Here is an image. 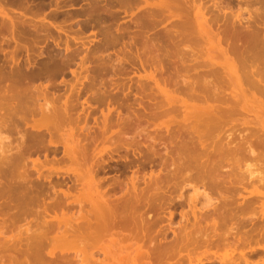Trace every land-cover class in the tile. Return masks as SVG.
<instances>
[{"label":"rangeland","instance_id":"374dc122","mask_svg":"<svg viewBox=\"0 0 264 264\" xmlns=\"http://www.w3.org/2000/svg\"><path fill=\"white\" fill-rule=\"evenodd\" d=\"M32 1L34 2V0H32ZM32 1L29 2V0H6L5 2L2 3V6L0 4V7H2L3 9H6V10H11V11H16V12H24L29 8H31V9H33V7L35 8V6H37V4L41 2V1H37V2L33 3ZM125 1L119 0V2H122V4H121V3H118L116 0H77V2L74 4L73 7H71V4H68L67 6L62 5L61 7H59L60 8L59 9V8H56L55 3L49 4L50 0H46L44 3V6L42 5L41 7L47 8V9L46 8L45 9L47 10V14L51 16L52 22L55 23V25L59 28V31L64 35L63 36V42L59 45V47H56L55 43H53V41L51 39L48 41L44 37L45 35H41L42 37L39 39L38 43L35 44V46L30 47V51L28 52L29 57L31 59L37 60V61H40L42 59H47L48 55H46V54H44V56L40 55L41 52L44 51L45 48H48L49 52H51V51H54V53L59 52L60 57H62V58H66L67 57L66 55H68L70 51H73V52L76 51V52L74 53V56L72 59H69L68 57L66 58V60L64 62L66 68H65V71L63 72V74H60L58 71H54L53 73L45 74L41 79L35 80L32 83H30L29 85L22 84L23 87L20 86L21 83H19L20 85L17 83V86H19L20 89L22 88L20 90L18 87L17 91L20 90L22 93L24 91V95H21V97L20 96L18 97L17 94L15 92H13V91H15V89L13 90L12 86L10 88H11V90H13L12 91L13 94H12V92H10V95H12V97H13V95L16 94L15 96H17L19 99L22 98L21 101H23V99H24L23 102H25V103H23V102L21 103L22 108H23V106H25L24 108H26L28 105H30L26 109V110L30 111L32 109V107H35L34 104L37 102V100H42L41 94L43 93L42 91H44V89H47L45 92L47 93L48 98H51V99L58 98L59 96L63 98V97H65V95H70L73 92L81 91L82 98H81L80 102H84V100L87 99L86 101L87 102L90 101L88 103L91 106L90 107L91 108V114H90L91 116H89V118L87 119L86 124H82L81 126L84 125L83 128L86 126V128L88 130L91 128H94V127H98L99 129L102 127V129H100L101 135L99 136L101 142L98 141V142H100V143L97 142L99 145L98 144L94 145L92 147V151H94L95 153L98 152L97 156L102 155L103 157H105V158L102 157V159L108 160L110 158V160H111V161L109 160L111 163V165H110L111 169H109V171H111V172L103 174L104 176L100 174L99 176H101V178H102V176L104 177V180L101 179V182H99L98 179H95V184L97 186H99L100 191L105 192L107 194L110 193V194H108V196L110 195L109 200H111V199H113V200L117 199L118 200L120 197H122V198L126 197L127 198L126 200L131 201V203H132V204H129L130 206H132L134 203V205H133L134 208L132 209V212L137 213V215L138 214L144 215L147 218L152 219V221L156 220L157 223L155 224V226H152L151 231H149L150 233L153 232V234H157L158 232H160L161 227H164L165 225H167V216L165 215L164 210H162L161 208H164L165 210H167L169 207H174L172 209L174 211L173 223H174V227L176 229L179 228L178 226H180V225L182 226V223L184 221H187L190 224V221L192 222L191 217L194 220V211L205 213V212L211 211L212 209H215V208L218 209V211L222 210L221 212H219V214L217 212L218 215L215 214L217 217L216 218H215V216L213 217L214 221L212 220L213 219L212 218V219H210L209 223H208V221L204 220L205 222L203 221L204 224H202V225H206L207 228H208V225H209V227L212 225L214 227V224H212L211 222L216 221L217 225H215V228L217 227V231L214 233L213 231H215L216 229L214 228L215 230L213 229V231H211L212 228L210 227L209 232L213 233L214 235L217 234L219 237H217V235H216V238H215V236H213V234L210 233L214 237V238L212 237V239H214V240L211 239V241H213L212 243L211 242L208 243V241H207L206 242L207 244L204 242L205 240L202 241V240H200V238H198L196 241L195 240L191 241V245L187 243L188 246H186L184 244V242H187L186 240L183 242V244L185 246L181 243L182 242L181 241L180 242L181 244L176 246L177 249H175V251H176L174 253L175 255H174V257L172 256L170 258V259H172L171 261L169 259H168V261H167V259H165L166 261H163V263H162V261L158 262L160 260V257H158V256H160V255H157V254L154 255V252L151 249V248H153L152 244L154 245V243L150 244L149 243L150 237H148L149 239L146 238L147 236H150L151 234L148 233V235H147L146 232H141V233L140 232L137 233L136 231L133 232V230H132L133 227L131 226V224L127 225V223H126V227H125V225L123 227V224L120 223L121 221L123 223L124 220L127 221L126 218H128L129 213L131 215V216H129L131 219L136 216V215L132 214V212H130V210H131V209H129L130 206H129V208H128V206H126L127 209H129V210H127V209L123 208V206H121L122 208L119 207L121 209V211L120 210L116 211L117 214H120V215H118V217L114 216V218H116V220H118L117 218H119L120 216L122 218L123 217L124 218L122 219L120 217L122 219V220L119 219L120 222H117L115 219H113V223L116 222L117 225L112 223V225L108 228V229H110V232L108 234L103 233L102 236H104V238H102L100 240V242L98 241L99 243L97 242V245H98L97 247L102 248V250H100V252H99V249L96 248V245L94 244L95 248H96L95 250H92L96 256V257L94 256L95 257L94 259H96V258L99 259L100 264H136L137 260L139 261V259H142V260H140L137 264H154V263L155 264H157V263L158 264H167V263L168 264H221L222 262L225 261V259L227 261V259L229 257H231L230 259H233V260L235 259L234 262L240 264L242 262L241 259H239V261H241V262H237L236 259L240 258L243 254V256L244 255L246 256L245 257L246 259H249V257H251V258L253 257V260L250 258V260H249L250 262L247 264H251L252 262H253L252 264H264V224H263L264 223V185H263L264 184V143H263V145L261 144L262 142H264V140H263L264 138H262V136L260 137V139L258 138L260 136V134H258L257 131H255L257 129V125H256V121L253 120L255 118L257 111H259L258 106H260V105L258 104L257 100H258V98H260V94H258V92L255 90L256 93L258 94V97H256L255 91L254 90H252V92L250 91L247 95V99L249 100V103L247 102L248 100L242 101L241 104L236 108V110L238 111V112L236 111L237 115L240 112L242 114H239L238 116H236V114H235L234 117H232V118L230 117L231 119L226 118L224 123L222 121L218 120L219 122H221L220 123L221 124L220 129H222V130L219 131L220 134H215V132H217V130L219 129L218 128L219 122L217 121V124H215V123L213 124L212 122L210 123V121H211L210 120L209 126H206L205 124L208 125V121L207 122L204 121V123H205L204 124L202 121L200 122V120L197 121L200 118L197 119L195 117V115H193L192 116L193 118H192L190 113L197 112V111L199 112L200 110H202V109L197 110V107H199L200 103H199V105H196L197 102L195 103V105L197 107L195 105L190 106L188 104H187L188 105L187 106L186 103H188L189 98L191 96L187 95L188 96V100H187V96L185 95L186 93H183L182 90H184V92L187 91V90H185V89H187V86H185V84H187V83L189 84L191 82L193 84L194 83L199 84L201 82L199 84L201 86L204 81H206V83H207L211 78H215V77H211V76H209L211 78L208 77V72L210 71L212 64H214V65H217V64H225L226 65L227 64L226 66H228V67H230V64H231V66L236 65V63L238 62L237 58H236L237 55L234 54L235 57L232 58V56H233L232 53H234V52L230 51L231 52V55H230V53H228L229 51L225 47H223L224 44L223 45L217 44L218 43L217 40L214 41V45L218 46V47L214 51L209 52V53L207 50L205 53V49H204L203 50L204 55H203L202 50H201L203 48H201V47H204V46L201 45V47H200V44H202V43H200L201 40L198 42L199 38H198V35H195L196 32H194L195 33L194 34L192 31H190V29L186 28L185 31L188 29L187 31L192 32L195 36H193L192 33H189V32H184V33H186L184 35L182 33L183 37H187V33H189L194 38L195 37L197 38V39L195 38V40L197 42L195 41L196 43H194L193 45H191L194 42L193 40H191L190 41L191 43L189 44V40L192 38V36L189 35L190 37H188V38H190V39L185 38L188 40V42H187L183 37H181L182 36L181 32H183V31L182 30L180 31L179 27H177L179 29H175V31L173 32V33H175L177 30L178 32L180 31L179 33L178 32H176V34L167 33L168 34L167 35L165 33V30H164V32L162 30V29H165L170 24L166 20L167 18H164V17H166L167 14H165V16H163L164 14H161V13L159 14V12H158V15H156V18H155L157 20L153 21L152 19H150L151 21H149L148 18H145V17L143 20V17L137 18L138 17L137 15H139L141 13L140 11L142 10V7L140 9H138V5L137 6L134 5V4H137L138 2L135 0L136 1V3H135L132 0L133 4H131V0H129L130 3L128 4ZM208 1H210V3ZM227 1L229 2L230 0H226V2ZM241 1L245 2V4H243V2L240 3ZM241 1L240 0H233V1L231 0V2H229V3H231L230 4L231 10H230V8H228V9L226 8V11H227L226 13L229 15L231 14L232 15L231 18L232 17L234 18V16L236 14L233 15V13L236 12L237 15H240V18L243 19V20L242 19L241 20L244 24L247 23V25H248V23L250 22L249 23L250 26H252V24L254 25L252 27L255 28L256 30L255 29L253 30L252 27H251L252 28L251 30H253L255 33H257V32L260 33V31H262V34H263L264 33V6H263L264 3L262 2L263 3L262 4L261 2H259L261 0H258V3H257V0H248V1L247 0H241ZM149 2H150V4H153V3L159 2V0H157V2H156V0H152V1L149 0ZM203 2H204V4H206L205 2H208V6H207V4H206V6H204ZM203 2H201V0H198V2L196 3V8L197 9L202 8L201 4H203L204 7H208V8L213 6V4H212L213 1L211 2V0H203ZM238 2H239V4H238ZM252 2L255 4H252ZM124 3H126V4H124ZM259 3L262 5H260ZM246 4H248V5H246ZM227 7H229V5ZM89 9L95 10L96 13H88L87 11ZM212 9L214 10L215 8L212 7ZM205 10L207 11V9H204L202 11L206 12ZM195 11H197V10L195 9ZM138 12H140V13H138ZM156 12H154V14H156ZM214 12L215 11H213V13ZM217 12H219L218 9H216V14H218ZM211 13H209V14L211 15ZM159 15H161V17ZM158 16L160 17V19H158L159 18ZM133 17L136 18V20L137 19L138 20L137 21L135 20V22L131 21V19L134 20ZM207 17L209 18L208 14H207ZM151 18H153V17H151ZM161 18H163V20H161ZM233 18H232V20H236V21L238 20V19H236V17L234 19ZM37 19L40 20V17ZM158 21L160 23L157 24ZM185 27H187V26H185ZM177 33L179 35H177ZM259 35H261V33L258 34V36ZM182 38L185 41L182 40ZM260 38L261 37L259 36V40H260ZM99 39H101L102 41ZM103 39L106 40L107 43ZM108 39H110V42H108L109 41ZM261 40H262V38H261ZM66 41L68 42V46H69L68 51H65V47L67 46V45H65ZM146 41H147V43H149V45H145ZM102 42H103V44H102ZM150 42H151V44H150ZM105 43H106V45H105ZM198 43H200V44H198ZM261 43L262 42H260V44ZM152 44L155 46V48L154 47L152 48V46H153ZM195 44L198 47H196V46L194 47ZM0 45H1V42H0ZM12 45H15V44L13 43ZM94 45H96V46L94 47ZM185 45H186V47L188 46L189 49L184 47ZM189 45H191L192 48ZM146 46H148V47L146 48ZM15 47H16V45H15ZM149 47L152 49H149ZM195 48H197V50ZM199 48L201 51L199 50ZM5 49H7L8 51H4V52L0 51V86H1L0 88H3L5 85V87L3 88V92L6 91V92H4L5 93L4 95L9 96V93L7 94V90L9 89L8 88L9 85H13V84H11L13 82L8 81V79H7L8 75L7 74H10V72H11L10 68L12 67V64L10 65L11 67L8 66V68L10 70V72H9V70L7 68L8 62L6 63V61H4V60H7L4 58V55L7 54V52H10L12 54V52L15 51L16 48L14 49L13 46L12 47L10 46L8 48L5 47ZM148 49L152 50L154 53L151 51L149 52ZM146 50H148L149 54L146 53ZM193 50H194V52H193ZM19 51L20 50L18 49L17 54L20 53ZM189 51L193 52L195 55L193 56V54L192 53L190 54ZM197 51H200L199 53H201V54H199ZM15 52H13V53H15ZM144 52L146 53L147 56L145 55ZM156 52H157V54H156ZM138 53H140V54H138ZM24 54L26 55V53L23 52L22 55H20V56L24 57L25 56ZM248 54L250 55V53H248ZM142 55H143V57H142ZM150 55L153 57V59ZM153 55H156V56L158 55V58L156 56H153ZM198 55H201V56H199V58H200V60L202 59V61H204V62L201 63V61L200 62L198 61L199 60V59H197ZM218 55H221V56H218ZM243 55H245V54H243ZM249 55L246 54V56H247L246 58H249L248 57ZM138 56H140V58ZM195 56H197V57H195ZM211 56H213V57H211ZM216 56H217V58H216ZM193 58L197 59L196 61H198V62H196ZM242 58H243V56H242ZM250 58H251V56H250ZM154 59H155V61H154ZM205 59H206V63H205ZM235 59H236V61H235ZM261 59L263 60L264 56ZM261 59L260 60L258 59V60L261 61ZM174 60H176V61H174ZM238 60H240V59H238ZM246 60H248V59H246ZM246 60H244V61H246ZM2 61H4L6 64ZM45 61L48 62L49 59H47ZM156 61H160L161 63L156 62ZM170 61H171V63H172V61L176 62V66L179 65L178 67H176L177 69H175V67L173 66L174 64L172 63L173 64L172 65L170 63ZM207 61H208V63H207ZM209 61H210V65H211L210 68H209V66L207 67V65L205 67V64H209ZM240 62H242V59L239 61V63ZM158 63L160 65H157L158 67H155L156 64H158ZM247 63H246V65H247ZM154 64H155V66H154ZM169 64H170V66H169ZM194 64L195 65L197 64V69H196V66ZM202 64L204 65V67H202L203 66ZM240 64L243 65L242 63H240ZM257 64L259 65V63H257ZM151 65H153L152 67H155V68H153L155 70H156V68L158 70L160 67L161 70L167 71L168 73L171 70L172 71L176 70L175 72H177L179 74H176L175 72H172V71L170 72L171 74L170 73L168 74L167 72L163 71L167 75V78H168L165 81L166 75H165V77L162 76L164 78V83H165L164 84L162 82L163 78H159L160 74L158 73V75H159L158 76L157 72L155 73V70H153L155 73V76H154ZM193 65H194V68H193ZM241 65H238V67L239 66L241 67ZM191 66H192V68H190ZM244 66H245V62H244ZM38 67H42V64L40 66L38 65ZM161 67L164 69H162ZM258 67L259 68L263 67V69H261V70L264 71L263 65H262V67H261V65H259ZM173 68H174V70H173ZM178 68H179V70H181L180 72H178L179 71ZM186 68H188V69H186ZM203 68L204 69L207 68V69H205L206 71L208 70L207 74H206L205 70L203 71ZM212 68L214 69V67H212ZM166 69H168V70H166ZM189 69L191 71H188ZM213 69H211V71ZM194 70H195V73H194ZM137 71H138V74H137ZM201 71L204 72V74H206L207 77H205V75H201L202 74ZM190 72L192 74L190 76H193V74H194L195 77L194 76L193 77L195 80H193V77H192V79L190 76L188 77ZM2 73H3V75H2ZM172 73H173V75H172ZM180 74L182 75V77L178 78V77H180ZM186 74H187V77L185 76ZM169 75H170L171 80L169 79ZM171 75H172V77H171ZM198 75H200V77L201 76L202 77L200 78ZM9 76H10V78L13 77L12 75H9ZM175 76L177 77V79ZM196 76H198L197 78H200L201 81H198L200 79H197ZM4 77L6 79L5 82H3ZM204 77H205V80L203 81ZM186 78L188 80L190 78V80H189L190 82H188V81L184 82V80H187ZM16 79L17 78H15V80H13V79L12 80L15 82ZM158 79H159V81H158ZM160 79H162V81H160ZM178 79H179V81L181 80L180 81L181 83L178 81ZM1 80H3L2 83H1ZM136 80H137V82H136ZM211 80H213V79H211ZM216 80H217V77H216ZM221 80H223V79H220V81ZM226 80H224V81L226 82ZM142 81H143V84L141 86H143V87H140V85H137V84H139L138 82H142ZM145 81L147 82V84H144V83H146ZM149 81H151L152 83ZM154 81L157 83H154ZM170 81H171V83H170ZM220 81L217 80L216 82L221 83ZM17 82H20V81L17 80ZM227 82H228V80H227ZM162 83L164 84L163 86H162ZM174 83H178V86H177V84L174 85ZM182 83H183V85H182ZM206 83H205V85H206ZM6 85L8 86L7 87L8 89H5ZM144 85L146 87L145 89H144ZM148 85L153 86V87H151V89H150L148 87ZM15 86H16V82L14 84V87ZM26 86H28V87L26 88ZM161 86H162V88H159ZM203 86L204 85H202V88H203ZM139 87L141 89L143 88L144 90L143 89L141 90ZM147 87L150 91L149 90L147 91ZM206 87H207V85H206ZM23 88H25V89L23 90ZM169 88L171 89V91ZM197 88L200 91L202 89V88L199 89V87H197ZM29 89H31V90H29ZM137 89H140L142 91V93L141 92L139 93L140 90H137ZM152 89H154V90H152ZM164 89H165V91H168V92H165ZM195 89L196 88H194V90ZM205 89L206 88H204V90ZM159 90H161V92L164 91V94L162 95L163 92L161 93ZM0 91L2 92V90H0ZM20 91H19L18 95H20V93H21ZM151 91H153L154 93ZM157 91H158L159 95L156 94ZM178 91L179 92L182 91L183 94L178 93ZM200 91L198 92L196 90L193 92L194 93L196 92V94H197V93H200ZM173 92H175V93H173ZM25 93H26V95H25ZM194 93H192V94L194 95ZM208 93H209V91H208ZM143 94H145V95H143ZM146 94H148V97L151 96L152 99L155 98V101L151 99L152 100V102H151L150 98H148V97L146 98V96H147ZM170 94H172V95H170ZM181 94L185 95V96H182ZM202 94L200 93V96H202ZM4 95H3V97H5ZM108 95L110 96L109 101L101 100V101H103V103H102V102H99L97 100L98 97H102L106 100ZM141 95H143L144 97H142ZM154 95L163 96L162 98L165 99L167 105H165V103L162 104L164 101L162 98L154 97ZM167 95L168 96L170 95V97L167 98ZM1 96L2 95H0V97ZM27 96H28V98L29 97L30 98L28 99ZM165 96H166L167 100H166ZM251 96L253 97V100H251L252 99ZM17 97H15V98L17 99ZM196 97H198V96H196ZM8 98L10 99V97H8ZM25 98L28 100H26ZM176 98H177V101H176ZM183 98L186 99L185 103H184ZM139 99L140 100L143 99L144 101L147 100V102L150 104L153 103V101L155 103L158 101L157 103L159 104V102L161 100L162 101L161 104L165 105V108L166 109L168 108V109H167V111L165 109H163L164 106H162L161 104L160 105L162 106V109L157 108L155 110H152L153 107L147 106V105H146L147 107L144 106L142 108V106H143L142 103L146 104L147 102L146 101L144 102L142 100L139 101ZM0 100L3 101L2 99H0ZM174 100H175V103H174ZM182 100H183L184 104L182 103ZM193 100L195 101L196 99H193ZM200 100H201V98H200ZM10 101H12L10 103H13L14 101H15V103H18V104L20 103V100L16 102V100H14L13 98ZM191 101H192V98H191ZM194 101H192L193 103L192 102H190V103L194 104ZM208 101L210 102V100H208ZM208 101L204 105L203 104L204 99H203V102L201 103L203 107L200 105L201 108H204V107L208 108L206 106L209 104ZM7 102H6V104H7ZM139 102H141V103H139ZM171 102H173V103H171ZM205 102H206V100H205ZM251 102L254 103L256 105V107L254 105H251L252 104ZM155 103H153L154 106H155ZM170 103L173 105H171ZM210 103L211 104L208 105L209 107L210 106L213 107L215 105L217 106V104H218L216 102L214 103L213 100ZM1 104H3V103L1 102ZM175 104H176V106H175L176 108L178 106L180 107V109H179L181 111L180 114L178 111H175L174 109H172V106H174ZM21 105H20V107H21ZM160 105L159 106L156 105L154 108L160 107ZM248 105H250L251 108L250 107L249 108L252 110H250L248 108ZM168 106L171 107V109L174 111L173 113H171V111H170L171 109H169ZM8 107H11V106H8ZM8 107H5L4 109H6ZM145 107L147 109L151 110L150 113L146 112V110L144 109ZM189 107H190V109H196V110L195 111L194 110L193 111L188 110ZM245 107H246V109H245ZM178 108H177V110H178ZM186 108H188V109H186ZM11 109L12 108H10V110ZM184 109H186V110H184ZM26 110H23V112H22L23 114L19 113V112L16 113V114H18L17 115L18 118H17V116L15 118L14 112H13L14 115H12V111H13V109H12L11 115L13 118H15V120L16 119L17 120L15 121L13 118L11 119V117H10L11 115H9V116L7 115V113L9 112L8 111L6 113V116H7L6 118H10L9 120H12V122L9 121L8 119L5 120L6 118H4V117H3L4 120L2 119V121H0L1 122L0 125H2L1 127L4 126L3 125L4 123H7L9 121L10 125L9 124H7V125H9V128H10V126H12L11 130L9 129L10 131H12V129H15L14 126L16 127V131L14 130L13 132H9V130L7 131L6 130L7 128L5 129V126H4V129L2 128V130L7 131V132L4 131V133L1 132V133H3V136L6 138L5 143H8V145L3 143L4 146L7 145L6 147L11 148V149L14 146L13 150H15V152H16L17 151L16 148L17 147L19 148V146H17V145L19 143H21L22 141H24V142L26 141V143L29 145V146H27V148L29 147L28 148L29 150L27 149L28 154H25V153H27V151H25V152L22 151L24 154H22L21 157L23 156L24 158L22 160H20L21 159L20 158L18 161L16 159L17 165L20 168V169L18 168L19 169L18 173L22 172L21 174H23V173L28 172L27 177L23 178L24 180L21 178L22 179V181H21V179L20 178L17 179L16 175L14 174L13 177H14V179L15 178L16 179L15 180L12 178L11 179L14 180V181H12V183L17 181L16 183H18V185L19 184L25 185V187L24 186L23 187L26 189L28 187L26 192L31 191L32 193L28 192L31 194H27V195L28 196L31 195L33 197V199L30 196L29 197L28 196L23 197L24 199L25 198H31L33 200V202L26 203L25 202L27 200L26 199L24 201L26 203V206H24L23 201H22L23 204L20 202V198H19V200L17 199L20 204L17 202V200L15 201L16 198L15 197L12 198V196H16V197L18 195L20 196L22 194V193H20V191L22 190L21 188H23V187H21V188L19 187L21 190L19 191L20 194H18V195H15L14 193L17 194L18 193L17 191L19 190V188H17L18 190H16V188H15L16 191L14 190L15 192H13V193L11 192V190L9 191V198H11L10 200H13V201H10L8 199V195L3 196V194H2L0 197L1 198L0 204L1 205L4 203L7 204V205L4 204L6 206H2V209L5 207H8V208L4 209L3 212H2V209L0 210V212L2 214L5 212L3 215L0 213V220H3V219L6 220L7 219L6 222H8L5 224L7 226L4 225V228L2 229V231H0V234L3 232L0 235V238L2 236L3 239L6 238L5 240H8V241L4 240L5 244L3 242H1L2 244L0 243V264H48V262L45 259H43V257H41V255H35V254H38L34 250L36 241L37 242L41 241L42 253H43V255L45 254L44 256H46L47 258H50L49 257L50 255L53 258L55 256H57V258H54L55 260L57 259L54 262V264H80L78 262L79 258L77 259L75 257V254L76 253L79 254V252H80L79 250H81L84 247V245H82L83 241L82 240H76V239H78L77 237L71 236V233H73L72 232L73 229H72V231H70V229H69V232L66 230L67 234L64 232L65 231L64 228H66L65 226L69 225L70 228H71V225L73 226V223L71 224L69 221H67L68 219L73 218L74 220H72V221H74V224H77V222H76L77 220L75 221V218L79 217V213H80L79 210L86 203V195L83 192V190L81 191L79 188H78L79 190L76 189L75 185L77 187V184L72 186L71 182H73V181H70V179L68 180V178L74 177V174L77 173L78 167L75 164L71 163L69 160H67L66 157H64L63 149H62L63 147L61 144V140L63 137L60 136V134L55 133L56 134L55 135L53 132L52 137L50 135H46L45 136L46 138H44V141H40V142L38 141L39 138H34L32 136V134H31L32 130H29L30 132L28 131V133H30L31 135H29V134L27 135L26 132L28 130V127L26 125H23L24 122H25V124L29 123V120L31 119V121H30L31 124H34L37 122L42 123L41 122L42 117L40 114H37V115L33 114L34 116L31 115L32 117H30V116H28V115H30V114H28L29 112ZM138 110L145 112L146 114L143 113V115L145 114L144 116H146L148 113L153 114L152 116H154V114H156V110L158 112L157 114H160L159 110H161V113L163 110H165L167 114H168V110H169L170 113L168 115L166 113H164L166 116L165 115L163 116L162 114H161V116L158 115L159 117H156V115H155L154 118L150 115V117L152 119L147 118V119H149V120L151 119V120L149 122L147 121L146 123L144 122L146 120V118L144 119L141 117L142 123L143 122L144 123L142 125H139V126H134V125H132L131 121L133 120V117L135 116L134 113L137 115H140V113H139L140 111H138ZM183 110H184V113L186 112V115L188 118L183 113ZM3 112L4 111L2 109L0 111V117L1 118H2L1 114H3ZM243 114H245V115H243ZM3 115L5 116V114H3ZM19 115H21V116L25 117V119L26 118L27 119L24 120V122H22L21 119L23 117H20ZM119 117H121V118H119ZM1 118H0V120H1ZM139 118H140V116H139ZM194 118H196V119H194ZM18 119L21 121L19 122ZM108 119H109V122H107ZM192 120L193 121L196 120V123L194 122V125L196 126V124H198L199 126H197V127H200L201 123H203V125L206 126V128H201V130L205 129L206 131L207 130L210 131L211 130L210 125H212V124H213V126L217 125L218 129H216V131L211 130L212 131L210 133L211 135L207 133V136L209 137L208 138L205 136L207 138V141H203V139L201 138V140L203 142L201 140H200L201 142H199V140H196L198 135L200 134L201 137H204L202 135H204V133L206 134V132L205 131H203V132L199 131V128L197 129L196 127H194V125H193V127L195 129H197V131L194 130L192 128V126H191V128L194 131H196L197 133L198 132H200V133L195 134L194 132H189L191 130H190V127L187 125L191 124L193 122ZM4 121H6V122H4ZM186 121L189 124H187ZM190 121H192V122L190 123ZM2 122H3V124H2ZM13 122H14V125L12 124ZM106 122L108 125L106 124ZM42 124H46V123L43 122ZM97 124H99V125H97ZM105 124L107 125V127H106L107 128V131H106L107 134H105V130H106V128L104 127ZM177 124L179 125V128L182 127V124H184L183 126H185V127H183V130L180 129L181 131L179 129H177V131H172L173 129L175 130V127L178 126ZM7 125H6V127H7ZM186 126H187V129H186ZM205 126H203V127H205ZM223 126H224V128H222ZM103 127L105 128L104 130H103ZM163 127H164L163 131L165 130V132H163L164 134H162L161 136L158 135L159 137L163 136V138H159L157 136L156 132L158 133L157 130H162ZM166 127H168V129L170 128L171 131H170V129L166 130L167 129ZM201 127H202V124H201ZM208 127H210V129ZM188 129H189V131H188ZM150 131H154L155 134L150 132ZM249 131L251 134L249 133ZM32 132L34 133V131H32ZM167 132H168V135H167ZM102 133L105 135H103ZM173 133H175L179 138L183 133L185 135L187 134V136L192 134L191 138H193L192 139L193 141L190 140V138H189L190 136L188 137L189 143L185 142V140L188 141V139L185 136H182V138L185 137V140L184 139H178V141H176L175 138H178V137H174L175 135ZM178 134H181V135L179 136ZM24 135L27 136V137L25 136L26 140L20 139L21 137L23 138ZM172 135H174L173 136L174 139L171 138ZM216 135H217V137H216ZM227 135H228V138H226ZM0 136L2 137L1 134H0ZM211 136H212V139L209 143L208 139H210ZM32 137L35 140L37 139L38 142L36 143V141H34V139ZM142 137L146 138L148 140V144L143 145L142 143H140ZM167 137L171 138V140H175V141L171 142L172 146H169V145H171V144H169L170 139H168ZM213 137H216V138L214 139ZM5 138H3V140ZM27 138H28V140H27ZM30 138L34 141V143H32V140L30 141ZM104 138L106 140H103ZM155 138L156 139L157 138L158 139H165L166 138L165 140H167V141L164 140L163 142L164 143L166 142L165 143L166 146L169 144L168 145L169 150L167 148L168 146L165 147V144H162L163 142L161 143L160 140L157 139L154 141L153 139H155ZM206 138H205V140H206ZM254 138H256V141H259L260 143L252 141V140H255ZM7 139H8V141H7ZM181 140H183L182 142H185L184 145L181 144ZM212 140L215 142H213ZM18 141H19V143H18ZM192 142H195L194 144H196V142H198L197 144L200 143L199 146L201 145L202 147L198 146V149L202 148L204 151H207L205 153L207 155L203 154L204 151L202 149L201 150L199 149V150L203 151V152L196 150L197 148L195 150H193L192 149L193 146L191 145ZM211 142H212V144H211ZM228 142H229V147H227ZM26 143L22 142V145L24 144L23 146H26L27 145ZM187 144H188V146H187ZM207 144H208V146H211V147L209 148V147L205 146ZM245 144L246 145L249 144V146L248 145L246 146ZM19 145L21 148L22 147L21 144H19ZM149 145L150 146L153 145L155 147V149L157 150L156 152L158 154L156 156H154L152 151H151L153 147L151 146V148H150ZM203 145L205 146V149H204ZM96 146H98V148H96ZM148 146H149L150 150H148ZM184 146H185V148H184ZM195 146L196 145H194V147ZM56 147L59 148L60 150L58 153H56L57 155L56 154L54 155V154H52L51 150L56 148ZM171 147H173V148H171ZM247 147H249L248 151H246ZM250 147L253 149H251ZM36 148H37V150H36ZM190 148H191V151L193 150L192 152L188 151ZM235 149H237V150H235ZM21 150H23V149H21ZM186 150L188 152H190L192 157H190V158L188 157L190 155L188 154V152L186 153ZM197 151H199V152H197ZM15 152H13V155H15ZM35 152H37V153H35ZM49 152H50V154H49ZM194 152H197V154ZM200 153L203 155H201ZM208 153L211 154L212 156L209 155ZM192 154L193 155L195 154V155L193 156ZM1 155H3V154H1ZM1 155H0V157H1L0 165L2 168L3 167L2 163H3L4 164L3 169H4L6 167V165H5L6 161L5 160L1 161L2 157H3ZM199 155H201V159H200ZM197 156H198V158H197ZM111 157H113L114 161H112ZM27 158H28V160H27ZM62 158H63V160H62ZM191 159H192V161H191ZM193 159H194V161H193ZM25 160L27 161V163L25 162ZM206 161H207V163H205ZM21 162H22V164L24 163L23 164L24 166L21 164ZM154 162H156V163H154ZM157 162H160V163L157 165ZM201 162H202V164H201ZM130 163L132 164L131 166L134 168L129 166ZM153 163L156 164V166L155 165L153 166ZM203 164H206V166L204 165L205 168H204ZM112 165L115 167H113ZM22 166H23V168H22ZM116 167L118 168V171H117ZM151 167H152V169H151ZM5 169H4V171H5ZM137 169H138L139 174H137ZM22 170H24L25 172H23ZM200 170H202V171H200ZM259 170H261V171H259ZM4 171L2 170L3 173H4ZM134 171H135V173H134ZM152 171H154L153 172L154 174L152 173L153 175L156 174L155 179L160 178V177H158V175L161 174L162 176L161 175L160 176L163 178V180L161 178L160 181H156V180H153L154 182L151 181L152 182V184H151L152 188H151V186H149L150 185L149 181H150V178L153 176L150 173ZM2 172H0V174ZM5 172H7V171H5ZM116 172H117V174H116ZM257 172H258V174H257ZM3 173H2V175H0V181H2L1 182L2 186L4 184V179L6 177L4 176L5 178L2 180L1 176L7 175V178H8V173H10V170H9V172H7V174H5V173L3 174ZM206 173H208V174H206ZM253 173H255V174H253ZM25 176H26V174H25ZM251 176H255V177H251ZM47 177H48V179H47ZM135 177H136V179H135ZM148 177H150V178H148ZM111 178H114V180L112 179L113 180L112 181ZM11 179L10 180L7 179V180L11 181ZM65 179L68 180V181H66V183L68 182L69 184L64 183ZM147 179H149V181ZM260 179H263V180L261 182L257 181ZM19 180L21 182H18ZM47 180H49V182ZM102 180L105 182H102ZM8 181H6V179H5V183ZM107 181H108V183H107ZM25 182L27 184H25ZM28 183H29V186H28ZM57 183H60V184H57ZM61 183L65 186L61 187V185H62ZM109 184H112V185H109ZM153 184H156V185L159 184V185L158 186L154 185L155 186L154 187ZM208 184H211V185L213 184L214 186H208ZM6 185H7V183H6ZM57 185H59V186H57ZM70 185L74 189L72 187L70 188L69 187ZM147 187L149 189H147ZM6 188L7 187L2 189L3 191H5V194L8 193V191L6 193V190H5ZM195 188L198 189L197 196L199 195V197L196 196L197 199L201 198L200 201H202L199 204V206L197 207V209H194L192 207L193 204H191L192 203L191 199H194L193 197H195L194 196V194L196 193L194 190ZM118 189H119V191H117ZM68 190H70V191H68ZM112 190H115V191H112ZM132 191L136 194L139 193L138 196L136 195L138 198V201H136V199L133 196H131V195H134L132 193ZM135 191H137V192H135ZM21 192H24V190ZM26 192H24L25 196H26ZM54 192H57L58 195H61L60 196L61 198L60 197L58 198L57 193H54ZM60 192L66 193V196H67V194H69L68 195L69 198L66 200V198L64 196L62 197V194ZM129 192L131 193L130 196L129 195L123 196ZM140 193H142V194H140ZM10 194L11 195L13 194V195L10 197ZM24 194H23V196H24ZM2 196L4 198H7V199L4 200ZM20 197H22V195ZM110 197H111V199H110ZM260 197L262 199H260ZM23 198H21V199H23ZM251 198H253V201H251ZM257 199L259 201L258 203H257ZM1 200H3L2 201L3 203L1 202ZM7 200L12 202V204L9 203V201H7ZM32 200H29V201H32ZM119 200H121V199H119ZM227 201H228V203L229 202L230 203L229 204L226 203ZM14 202H16L19 205H22L24 207V209H23V207L18 209V210L22 209L24 213L23 212L21 213L20 211L18 213H15V211L17 212V209L13 210L12 209L13 207H11V206L14 205L16 208H18L20 206H16L18 204L14 203ZM27 202H28V200H27ZM241 202H243V203H241ZM233 203H234V205H233ZM127 204H128V202H127ZM239 204H240V206H239ZM251 204H253L254 206L252 207ZM222 205H223V207H222ZM245 205L248 206V208L246 207V210L242 209L243 207L245 208ZM56 206H59V208L57 210H54V207L56 209ZM214 206H216V207L213 208ZM225 206H227L226 211L224 210ZM221 207H222V209L219 210V208H221ZM0 208H1V206H0ZM234 208H236V209H234ZM228 209H231V210H228ZM255 209H257V210H255ZM46 210H47V212H45ZM126 211H127V214H125ZM223 211H224V213H223ZM229 211H230V213H229ZM8 212H9V214L14 212L15 214H17V216H16L17 218L13 219L14 216H12V215L14 213L12 215H9L10 216V218H9V216L7 214ZM27 212L30 214H28ZM116 212L114 211V213H116ZM198 212H196V213H198ZM50 213L51 214L53 213L52 215H54V216L57 215L60 222L64 220L67 222L68 225L64 221H63L64 222V225H63V224H61L62 222L60 223L59 221L55 220L56 222H59L61 225L59 226V223H57L58 224V227H57V224L54 221L55 224L50 223V225H53V226L46 225L47 227L44 228L45 224L42 225L44 223L43 217L45 214H47L48 216H52ZM215 213H216V211H215ZM220 213H222V214H220ZM27 214H28V216H27ZM6 215H7V217H6ZM18 215H19V217H18ZM64 215L67 218V220L64 217ZM114 215H116V214H114ZM132 215L134 217H132ZM135 218H137V217H135ZM186 218H187V220H186ZM9 219L11 221L12 220L13 221L11 222ZM41 219L43 222L40 221ZM188 219H190V221ZM201 220H203V219H201ZM47 221H50V220L47 219ZM128 221H131V223H132V220L129 219ZM124 224H125V222H124ZM115 225H116V227H115ZM41 226H43V227H41ZM74 226H76V225H74ZM112 226H113V228H112ZM127 226H128V228H127ZM56 227L59 229H57ZM60 227H61V229H60ZM202 227H205V226H202ZM207 228H205L204 230H206ZM46 229H47V231H46ZM201 229H203V228H201ZM29 230H30V232H28ZM37 230H39V231L41 230V232H39ZM58 230H59V232H57ZM60 230L62 232H64L66 235H64V236L62 235L63 237H61V233H60L61 231ZM43 232L45 235L47 234V237L40 238V239H37V237L35 238L36 233L37 234L40 233L44 236ZM203 232H206V231H203ZM207 232H208V229H207ZM69 233H70L71 239H70V236H68V238H67V235H69ZM145 234H146V237H145ZM202 234L203 233H201L199 235L201 236ZM210 234H208V235L210 236ZM39 235H37L38 238L40 237ZM73 235L79 236L78 234H75V233H73ZM105 236H107V237H105ZM152 236H154V235H151V237ZM171 236H172V234H171ZM73 238H75L76 242H73V244H72L71 242L74 241ZM35 239H37V240H35ZM42 239H44V242ZM79 239H81V238H79ZM26 240H29V241H26ZM198 240H199V242H197ZM26 242H27V244H26ZM78 242H80V243H78ZM67 243H69V244L67 245ZM193 243H194L195 247L194 246L192 247ZM91 244L93 246V243H91ZM26 245H28V246H26ZM180 245H182V246H180ZM103 246L106 249H103ZM183 246L185 247L186 251H184L185 249ZM65 247L68 249H66ZM181 247H183L184 250L183 249L180 250ZM93 248H94V246H93ZM30 249H32V250H30ZM97 249H98L99 253L97 252ZM29 250H30L31 254L29 253ZM105 252H106V254H105ZM73 253H74V255H73ZM150 254H152V255H150ZM227 254L228 255L230 254V256H228ZM62 255H63V257H64V255L68 256V257H69V255L70 256L73 255L71 258H73V257L74 258L70 260L68 257H65V259L62 260L61 259ZM103 255H105L107 257V260L104 259L105 256H103ZM143 255H144V257H142ZM124 256H125V258H124ZM140 256H141V258H140ZM234 256H235V258H234ZM247 256H248V258H247ZM150 257H152V258L150 259ZM66 258H67V260L69 259V261H67ZM245 258H243L244 261H245ZM58 259H61L62 261L58 260ZM43 261H45V262H43ZM244 261L242 263L245 264Z\"/></svg>","mask_w":264,"mask_h":264},{"label":"bare ground","instance_id":"6f19581e","mask_svg":"<svg viewBox=\"0 0 264 264\" xmlns=\"http://www.w3.org/2000/svg\"><path fill=\"white\" fill-rule=\"evenodd\" d=\"M6 0H0V4H1V6H2V3L3 2H5ZM30 1H32V0H29V2ZM37 1H41L40 3H38L37 4V6H35V8L33 7V9H31V8H29V9H27L26 11H24V12H16V11H11V10H6V9H3L2 7H0V42H1V45H0V51L1 52H4V51H8L7 49H5V47H12L13 46V48L15 49V51H13V52H15V53H13L12 52V54L10 53V52H7V54H5L4 55V58L5 59H7V60H4V61H6V63H7V68H8V66H10L11 64H12V67L10 68L11 69V72H10V70H9V68H8V70H9V72H10V74H7L8 76H7V79H8V81H11V82H13V83H11V84H13V85H9V87L6 85V88L5 89H8L7 90V94L9 93V96L8 95H4L5 93L4 92H6V91H4L3 92V88L5 87V85H4V87L3 88H0V90H2V92L0 91V95H2L1 97H0V99H2L3 101H1L3 104H1V102H0V111L3 109V114H5V116L3 115V114H1L2 115V118H1V120L0 121H2V119H3V117L4 118H6L7 116H6V113H7V115L9 116V115H11V111H12V109H13V111H12V115H14V117L16 118V116L18 115V114H16V113H22L23 112V110H26L27 109V107L28 106H30V105H28L26 108H24L25 106H23V108H22V105H21V103L24 101V99H23V101H21V99L22 98H18L19 96L21 97V95H24V91H23V93L20 91L21 89H20V87L19 86H17V83L19 84V83H21V85L20 86H22V84H26V85H29L30 83H32L33 81H35V80H39V79H41L45 74H48V73H53L54 71H58L60 74H63V72L65 71V68H66V66H65V60H66V58L68 57L69 59H72L73 58V56H74V53L76 52V51H70L69 52V54L68 55H66L67 57L66 58H62V57H60V53L59 52H57V53H54V51H51V52H49L48 51V48H45L44 49V51H42L41 52V56H44V54H46V55H48V58L47 59H49V61L48 62H46L45 60H47V59H42V60H40V61H37V60H33V59H31L30 57H29V55H28V52L30 51V47H33V46H35V44H37L38 43V41H39V39L42 37L41 35H45L44 37L49 41L50 39L53 41V43H55V46L56 47H59V45L63 42V34L59 31V28L55 25V23L54 22H52V20H51V16L50 15H48L47 14V8L46 7H41L42 5L44 6V3H45V1L46 0H34V2H37ZM118 3H121L122 4V2H119V0H116ZM125 1V0H124ZM135 3H136V1L138 2L137 4H134V5H138V9H140L141 7H142V10L140 11V12H138V13H140L139 15H137L138 17L137 18H140V17H143V20H144V17L145 18H148V20L149 21H151L150 19H152L153 21H155V20H157V19H155L156 18V15H158V12H159V14L161 13V14H164L163 16H165V14H167L166 15V17H164V18H167L166 20L168 21V23H170L169 24V26H167L165 29H162L163 30V32H164V30H165V33L167 34V33H170V34H172L174 31H175V29H179L180 28V31L182 30L183 32H181V35H182V33H183V35L184 34H186V33H184V32H189V31H187L188 29H190V31H192L193 33L194 32H196V34L195 35H198V38H199V40H198V42L200 41V43H202V44H200V43H198V44H200V47H201V45H203L204 47H201V48H203V49H201L202 50V54L204 53V49H205V53H206V50L208 51V53L209 52H212V51H214L218 46H215L214 45V41L215 40H217L218 41V43L217 44H219V45H223L224 44V46L223 47H225L228 51V53H230V55H231V52L233 51L234 53H232V58L233 57H235L234 56V54L235 55H237V63H236V65H234V66H231V64H230V67H228V66H226L225 64H217V65H214V64H212V67H214V69L211 67V69H213L212 71H211V69H210V73L208 72V70L206 71L205 69H207V68H203V71L205 70L206 71V74H207V72H208V77L209 76H211V77H215V78H211V77H209V78H211V79H213V80H209L207 83H206V81H204L205 80V77H207V75L206 74H204V72H202V74L201 75H205V77H204V79H203V84L202 85H204L203 86V88H202V85L200 86L199 84L201 83H199V84H197V83H191L189 80H190V78H189V80L187 79V80H184V82L185 81H188V82H190L189 84L187 83V84H185V86H187V89H185V90H187V91H185L184 92V90H182L183 91V93H186L185 95L187 96H191L190 98H189V101H188V103H186V105L188 104V105H192V106H194L195 105V103H196V105H199V103H200V105L202 106V102H203V99H204V102H203V104L205 105V103H207V101L208 100H210V102H212V100H213V102L215 103H218L217 104V106L215 105V106H213V107H209L208 105H210L211 103L209 102V104L208 105H206L208 108H201V106L199 105V107H197L196 105V107H197V110L198 109H202V110H200L198 113L197 112H192V113H190V115H191V117L193 116V115H195V117L198 119V118H200V119H198L197 121H199L200 120V122L202 121L203 123H204V121L205 122H207L208 121V125L207 124H205L206 126H209V124L212 122L213 124L215 123V124H217V121L218 120H220V121H222L223 123L225 122V119L226 118H232V117H234V115L236 114V116H238L239 114H242L240 111V113H238V115H237V113H236V108L241 104V102L242 101H246V100H248L247 99V95H248V93L251 91L252 92V90H256L257 92H258V94H260V98H258V104L260 105V106H258L259 107V111H257V113H256V115H255V118L253 119L254 121H256V125H257V129L255 130V131H257V133L258 134H260V136L258 137L259 139H260V137L262 136V138H264V71L263 70H261V69H263V67H262V65L264 66V59L262 60L261 58H263V56H264V33L262 34V31H260V33H261V35H259L261 38H262V40H261V38H260V40H259V36H258V34H260L259 32H257V33H255L253 30L255 29V28H253L252 26H254L252 23V26H250L249 25V23H248V25H247V23L246 24H244L243 22H242V18H240V15H237V13L235 12V13H233V15L234 14H236L235 16H234V18L236 17V19H238L237 21L236 20H232V18H231V14L229 15V14H227L226 12V8L228 9V8H230V10H231V7H230V4L231 3H229V2H231V0L228 2H226V0H211V2H212V4H213V6H211V7H204V6H206V4H207V6H208V2L210 3V1H208V2H205L206 4H204V2H203V0H201V2H203V4H204V6H203V4H201V6H202V8H196V3L198 2V0H159V2H157V0H156V2L157 3H153V4H150V2H149V0H133ZM152 1V0H151ZM233 1V0H232ZM241 1V0H240ZM248 1V0H247ZM33 2V1H32ZM33 2V3H34ZM77 2V0H50V3L49 4H52V3H55V6H56V8H59V7H61L62 5H64V6H67L68 4H71V7H73L74 6V4ZM126 3H130L129 2V0H126L125 1ZM243 1H241L240 3H242ZM259 2H263L264 3V0H261V1H259ZM32 3V4H33ZM126 3H124V4H126ZM251 3V2H250ZM257 3H258V0H257ZM262 3V4H263ZM131 4H133V2H132V0H131ZM238 4H239V2H238ZM243 4H245V2H243ZM252 4H255V3H253L252 2ZM260 4V3H259ZM262 4H260V5H262ZM229 5V7H227ZM246 5H248V4H246ZM251 5V4H250ZM200 6V7H201ZM263 6H264V4H263ZM212 7L213 8H215L214 10L212 9ZM46 8V9H45ZM60 9V8H59ZM137 9V10H138ZM195 9L197 10V11H195ZM204 9H207V11L206 12H203L202 10H204ZM216 9H218L219 10V12H217L218 14H216ZM258 9V8H257ZM211 10V11H210ZM139 11V10H138ZM157 11V12H156ZM213 11H215L214 13H213ZM88 13H96V11L95 10H93V9H89L88 11H87ZM154 12H156V14H154ZM212 12V13H211ZM137 13V14H138ZM209 13H211V15L209 14ZM220 13V14H219ZM207 14L209 15V18L207 17ZM141 15V16H140ZM242 15V14H241ZM53 16V15H52ZM155 16V17H154ZM160 17H161V15H159ZM158 16V17H159ZM40 17V20L39 19H37V18H39ZM151 17H153V18H151ZM160 17L158 18V19H160ZM233 18V19H234ZM240 18V19H239ZM133 19L134 20H132L131 19V21H134L135 22V20H136V18H134L133 17ZM242 19V20H241ZM138 20V19H137ZM136 20V21H137ZM147 20V19H146ZM161 20H163V18H161ZM170 21V22H169ZM248 22V21H247ZM158 23H160L159 21L157 22V24ZM185 26H187V27H185ZM177 27H179V28H177ZM184 27V28H183ZM253 28V30H251L252 28ZM186 28H188L186 31H185V29ZM263 29V28H262ZM173 30V31H172ZM196 30V31H195ZM256 30V29H255ZM179 31V32H180ZM258 31V30H257ZM162 32V33H163ZM176 32H178L177 30H176ZM176 32L175 33H173V34H176ZM178 32V33H179ZM192 32H189V33H192ZM159 33V32H158ZM161 33V32H160ZM177 33V35H179ZM189 33H187V37H183V35L181 36V37H183L184 39L185 38H188V37H190V36H195L193 33H192V35H190ZM168 35V34H167ZM190 35V36H189ZM170 36V35H169ZM192 36V38L190 39V38H188V39H190L189 40V44L191 43L190 41L191 40H193L194 42L191 44V45H193L194 43H196L197 41L195 40V38ZM168 37V36H167ZM179 37V36H178ZM182 38V40H184ZM197 39V38H196ZM99 40H101V39H99ZM104 40V39H103ZM109 41L108 42H110V39H108ZM187 42H188V40L187 39H185ZM184 40V41H185ZM102 41V40H101ZM105 42H106V40H104ZM183 41V42H184ZM196 41V42H195ZM216 41V42H217ZM260 42H262L261 44H260ZM15 44L16 45V47H15V45H12V44ZM107 43V42H106ZM106 43H105V45H106ZM99 44V43H98ZM102 44H103V42H102ZM101 44V45H102ZM150 44H151V42H150ZM186 44V43H185ZM263 44V45H262ZM65 45H67L66 47H65V51H68L69 50V46H68V42L66 41L65 42ZM100 45V44H99ZM145 45H149V43H147V41H146V43H145ZM153 45V44H152ZM188 45V44H187ZM191 45H189L190 47H191ZM226 45V46H225ZM47 46V45H46ZM96 45H94V47H95ZM198 47L196 44L194 45V47ZM148 46H146V48H147ZM155 48V46L153 45L152 46V48ZM184 47H186V45L184 46ZM193 47V48H194ZM152 48H150L149 47V49H152ZM187 49H189L188 48V46L186 47ZM192 48V47H191ZM18 49L20 50L19 52V54H17V51H18ZM148 49V50H149ZM196 50H197V48H195ZM145 50V49H144ZM148 50H146V53H148ZM154 50V49H153ZM156 50V49H155ZM199 50H200V48H199ZM200 50V51H201ZM153 52L152 50H149V52ZM157 51V50H156ZM200 51H197L198 53L200 52ZM231 51V52H230ZM26 53V55L23 57H21L20 55H22V53ZM190 52V51H189ZM193 52H194V50H193ZM193 52H190V54L192 53L193 54V56L195 55ZM6 53V52H5ZM145 53V52H144ZM146 53H145V55H146ZM154 53V52H153ZM188 53V52H187ZM217 53V52H216ZM248 53H250V55L248 54ZM138 54H140V53H138ZM143 54V53H142ZM149 54V53H148ZM152 54V53H151ZM156 54H157V52H156ZM199 54H201V53H199ZM243 54H245V55H243ZM246 54L247 55H249L248 57L249 58H246L247 56H246ZM204 55V54H203ZM211 55V54H210ZM263 55V56H262ZM147 56V55H146ZM151 56V55H150ZM153 56H156V55H153ZM199 56H201V55H198V58L197 59H199L198 61L200 62L201 61V63L202 62H204V61H202V59L200 60V58H199ZM206 56V55H205ZM218 56H221V55H218ZM242 56H243V58H242ZM250 56H251V58H250ZM3 57V56H2ZM139 58H140V56H138ZM142 57H143V55H142ZM152 57V56H151ZM157 58H158V55L156 56ZM195 57H197V56H195ZM211 57H213V56H211ZM261 57V58H260ZM3 58V59H4ZM145 58V57H144ZM173 58V57H172ZM216 58H217V56H216ZM221 58V57H220ZM152 59H153V57H152ZM171 59V58H170ZM194 59V58H193ZM197 59H194L195 61L197 60ZM207 59V58H206ZM206 59H205V63H206ZM238 59H242V62H240V63H242L243 65H241L240 63H239V61L240 60H238ZM246 59H248V60H246ZM261 59V61H259V60ZM173 60V59H172ZM193 60V61H194ZM234 60V59H233ZM244 60H246V61H244ZM4 61H2V62H4ZM154 61H155V59H154ZM174 61H176V60H174ZM174 61H172V63L174 64H172L171 63V61H170V63L175 67V69H177L176 67H178V66H176V62H174ZM192 61V60H191ZM198 61H196V62H198ZM211 61V60H210ZM210 61H209V64H205V67H206V65H207V67L209 66V68H210ZM220 61V60H219ZM228 61V60H227ZM235 61H236V59H235ZM245 62V66H244V62ZM10 62V63H9ZM156 62H160V61H156ZM233 62V61H232ZM263 62V63H262ZM5 63V62H4ZM3 63V64H4ZM5 63V64H6ZM161 63V62H160ZM179 63V62H178ZM207 63H208V61H207ZM214 63V62H213ZM219 63V62H218ZM234 63V62H233ZM246 63H247V65H246ZM257 63H259V65H261V67L262 68H259L258 66V64ZM42 64V67H38V65L40 66ZM199 64V63H198ZM229 64V63H228ZM157 65H160L159 63L158 64H156V66H155V64H154V66L155 67H158ZM195 65V64H194ZM194 65H193V68H194ZM200 65V64H199ZM203 65V64H202ZM238 65H241V67L239 66L238 67ZM38 68H37V67ZM153 65H151V67H152ZM169 66H170V64H169ZM196 66V69H197V64L195 65ZM244 66V67H243ZM155 67H152V71L153 70H155V69H153V68H155ZM200 67V66H199ZM202 67H204V65L202 66ZM162 68V67H161ZM190 68H192V66L190 67ZM239 68V69H238ZM148 69V68H147ZM146 69V70H147ZM162 69H164V68H162ZM186 69H188V68H186ZM185 69V70H186ZM166 70H168V69H166ZM173 70H174V68H173ZM178 70H179V68H178ZM177 70V71H178ZM193 70V69H192ZM199 70V69H198ZM164 70H161L160 69V67H159V69L157 70V68H156V70H155V73L157 72V75H158V73L160 74V76H159V78H163V77H165V73L164 72H167V71H164ZM170 71V70H169ZM172 71V70H171ZM170 71V72H171ZM176 71V70H175ZM175 71H172V72H175ZM181 70H179L178 72H180ZM188 71H191L190 69L188 70ZM143 72V71H142ZM169 72V73H170ZM199 72V71H198ZM197 72V73H198ZM200 72V73H201ZM242 72V73H241ZM153 73H154V71H153ZM155 73H154V76H155ZM168 73V72H167ZM168 73V74H169ZM176 74H179V73H177V72H175ZM174 73V74H175ZM194 73H195V70H194ZM137 74H138V71H137ZM171 74V73H170ZM2 75H3V73H2ZM9 75H12L13 77L12 78H10V76ZM172 75H173V73H172ZM172 75H171V77H172ZM190 75H192L191 74V72H190V74L188 75V77L190 76ZM213 75V76H212ZM218 75V76H217ZM163 76V77H162ZM178 76V75H177ZM184 76V75H183ZM186 77H187V74L185 75ZM193 76H194V74H193ZM193 76H190L191 77V79H192V77ZM199 77H200V75H198ZM198 76H196V78L198 77ZM149 77V76H148ZM157 77V76H156ZM176 77V76H175ZM182 77V75L180 74V77H178V78H181ZM195 77V76H194ZM194 77H193V80H195L194 79ZM202 77V76H201ZM200 77V78H201ZM216 77H217V80L218 81H220V79H223V80H221L220 82L222 83H219V82H216L217 80H216ZM10 78V79H9ZM15 78H17L16 79V86L14 87V84H15V82L13 81V80H15ZM154 78V77H153ZM185 78V77H184ZM200 78H197V79H200ZM228 80V82H227V80ZM13 79V80H12ZM137 79V78H136ZM168 78H167V75H166V79H165V81L167 80ZM169 79H170V75H169ZM176 79H177V77H176ZM196 79V80H197ZM207 79V78H206ZM4 80V81H3ZM3 80H1V83H2V81L3 82H5V77L3 78ZM17 80L18 81H20V82H17ZM171 80V79H170ZM173 80V79H172ZM224 80H226V82L224 81ZM139 81V80H138ZM144 81V80H143ZM143 81L142 82H138L139 84H137V85H140V87H143V86H141L142 84H143ZM157 81V80H156ZM158 81H159V79H158ZM160 81H162V79H160ZM169 81V80H168ZM178 81H179V79H178ZM181 81V80H180ZM179 81V82H180ZM183 81V80H182ZM192 81V80H191ZM198 81H201V79L200 80H198ZM23 82V83H22ZM136 82H137V80H136ZM146 82V81H145ZM149 82H151V81H149ZM163 83H164V78H163V81H162ZM174 82V81H173ZM176 82V81H175ZM178 82V83H179ZM193 82V81H192ZM141 83V84H140ZM152 83V82H151ZM154 83H157V82H155L154 81ZM161 83V82H160ZM162 83V86L165 84H163ZM170 83H171V81H170ZM178 83H174V85L175 84H177V86H178ZM181 83V82H180ZM205 83H206V85H207V87H206V85H205ZM144 84H147V82L146 83H144ZM167 84V83H166ZM169 84V83H168ZM173 84V83H172ZM136 85V84H135ZM151 85V84H150ZM153 85V84H152ZM156 85V84H155ZM161 85V84H160ZM180 85V84H179ZM182 85H183V83H182ZM181 85V86H182ZM195 85V86H194ZM3 86V85H2ZM13 87L12 89L14 90L15 89V91H13V90H11V88L10 87ZM25 86V85H24ZM162 86L161 87H159V88H162ZM176 86V87H177ZM199 87V89L200 88H202L201 89V91L200 90H198V88L197 87ZM245 86V87H244ZM1 87V86H0ZM8 87V88H7ZM19 87V91L22 93H20V95H18L19 94V91H17L18 88ZM23 87V86H22ZM28 86H26V88H27ZM139 87V88H140ZM148 87L151 89V87H153V86H149L148 85ZM148 87H147V91L149 90L148 89ZM174 87V86H173ZM183 87V86H182ZM137 88V87H136ZM146 87H145V85H144V89H145ZM179 88V87H178ZM194 88H196L195 90H194ZM204 88H206L205 90L207 91H209V93H208V91L206 92L205 90H204ZM25 88H23V90H24ZM32 89V88H31ZM31 89H29V90H31ZM39 89V88H38ZM141 89V88H140ZM140 89H137V90H140ZM143 89V88H142ZM141 89V90H142ZM143 89V90H144ZM155 89V88H154ZM154 89H152V90H154ZM170 89V88H169ZM177 89V88H176ZM180 89V88H179ZM11 90V91H10ZM47 89H44V91H42L43 93L41 94V98H42V100H37V102L34 104V106L36 107H32V109L30 110V111H28V110H26V111H28L27 113L28 114H30V115H28V116H30V117H32V116H34L33 114H40L41 115V117H42V119H41V122L43 123H46V124H42V123H34V124H31L30 123V121H31V119L29 120V123H26L25 124V122H24V120H26L25 119V117H23V116H21V115H19L20 117H23L21 120H22V122H24V124L23 125H26L27 127H28V130H27V135L29 134V135H31L32 134V136L34 137V138H39L38 139V141L40 142V141H44V138H46L45 136L46 135H50L51 137L53 136L52 135V133L54 132V134L56 133H58V134H60V136H62L63 138H62V140H61V144H62V149H63V154H64V157H66V159L67 160H69L71 163H73V164H75L77 167H78V170H77V173H75L74 174V177L72 178H68V180L70 179V181H73V182H71L72 183V186L73 185H75V184H77V187H76V185H75V188L76 189H80L81 191L83 190V192L85 193V195H86V203L81 207V209L79 210L80 211V213H79V217L78 218H75V221L77 222V224H74V221H72V220H74L73 218H70V219H68L67 220V218L65 217V215H64V217L66 218V220L67 221H69L71 224L73 223V226L71 225V228H70V226L67 224V222L66 221H64L68 226H65L66 228H64L65 229V233L68 231L69 232V229H70V231H72V229H73V233H75V234H78L79 236H75V235H73V233H71V236L73 237H77L78 239H76V240H82L83 242H82V245H84V247L81 249V250H79L80 252H79V254H75V257L78 259L79 258V263L80 264H100L99 263V259H94L96 256H95V254L93 253V251L92 250H95L96 248H98L99 249V252H100V250H102V248H99V247H97L98 245H97V242L99 241L100 242V240L102 239V238H104V236H102L103 235V233H109L110 232V229H108L111 225H112V223H113V219H115L116 220V218H114V216L116 217H118V215H120V214H117V212L116 211H121V209L119 208V207H121V206H123V208H125V209H127V207L126 206H128V208H129V204H132L131 203V201H128V200H126L127 198L125 197V198H122V197H120L119 199H121V200H113V199H111V197H110V199L111 200H109V196H108V194H110V193H105V192H101L100 191V189H99V186H97L96 184H95V179H98V181L99 182H101V179H103L104 180V175L103 174H106V173H108V172H111V171H109V169H111V163H110V158L108 159V160H106V159H102V155H98L97 156V153H95L94 151H92V147L94 146V145H97L98 143H100L101 141H100V138H99V136L101 135V131H100V129H102V127L99 129L98 127H94V128H91V129H87L86 128V126L83 128V126H81L82 124H86V122H87V119L89 118V116H91L90 114H91V106L89 105V103L88 102H90V101H86V100H84V102H80L81 101V98H82V94H81V91H79V92H73L72 94H70V95H65V97H58V98H53V99H51V98H48V96H47V93L45 92ZM139 91V93L141 92L142 93V91ZM156 90V89H155ZM163 90V89H162ZM173 90V89H172ZM200 91V93L202 94V96H200V93H197L196 94V92L194 93L193 91ZM15 92L16 94H17V96H15V95H13V97H12V95H10V92ZM17 91V92H16ZM146 91V92H147ZM150 91V90H149ZM160 92H161V90H159ZM164 91H165V89H164ZM164 91H162L161 93H162V95L164 94ZM170 91H171V89H170ZM174 91V90H173ZM176 91V90H175ZM182 91L181 92H179L178 91V93H182ZM205 91V92H204ZM253 91V92H254ZM256 91H255V96L256 97H258V94L256 93ZM13 92H12V94H13ZM145 92V91H144ZM143 92V93H144ZM151 92H153V91H151ZM165 92H168V91H165ZM75 93V94H74ZM154 93V92H153ZM156 93V92H155ZM173 93H175V92H173ZM182 93V94H183ZM192 93H194V95L192 94ZM205 93V94H204ZM208 93V94H207ZM150 94V93H149ZM156 94H158V91H157V93ZM177 94V93H176ZM181 94V95H182ZM3 95L5 96V97H3ZM25 95H26V93H25ZM143 95H145V94H143ZM143 95H141L142 97H144ZM147 96H146V98L148 97V94H146ZM159 95V94H158ZM161 95V94H160ZM170 95H172V94H170ZM170 95L168 96L167 95V98L168 97H170ZM178 95V94H177ZM185 95H182V96H185ZM198 96V97H196V96ZM10 97V99L8 98V97ZM153 96V95H152ZM180 96V95H179ZM188 96H187V100H188ZM15 97H17V99L15 98ZM97 97V96H96ZM154 97H159V98H162L163 96H156V95H154ZM153 97V98H154ZM201 98V100H200V98ZM12 98L14 99V100H16V102L17 101H19L20 100V103L18 104V103H15V101L13 102V103H10V102H12V101H10V100H12ZM27 98H28V96H27ZM30 98V97H29ZM28 98V99H29ZM109 98H110V96L108 95L107 96V98H106V100L104 99V98H102V97H98V101L99 102H102L103 103V101H101V100H104V101H109ZM148 98H150V100L152 99V97L151 96H149ZM165 98H166V96H165ZM167 98H166V100H167ZM172 98V97H171ZM175 98V97H174ZM191 98H192V101H194L193 99H196L195 101H194V104H192L193 102L191 101ZM251 100H253V97L251 96ZM19 99V100H18ZM26 99V98H25ZM28 99H26V100H28ZM145 99V98H144ZM163 99V98H162ZM184 99V103H185V98H183ZM142 101H144L143 99H141ZM140 99H139V101H141ZM152 100H154L155 101V98L154 99H152ZM152 100H151V102H152ZM160 100V99H159ZM164 101H165V99H163ZM171 100V99H170ZM173 100V99H172ZM205 100H206V102H205ZM8 101V102H7ZM35 101V100H34ZM146 102H147V100H145ZM144 101V102H145ZM153 101V103H155ZM163 101V103L162 104H164L165 103V105H167L166 104V101L164 102ZM176 101H177V98H176ZM199 101V102H198ZM201 101V102H200ZM5 102V103H4ZM6 102H7V104H6ZM150 102V101H149ZM158 102V101H157ZM155 103V106L157 105V106H159L160 104H161V100H160V102H159V104L158 103ZM190 102H192V103H190ZM248 103H249V100L247 101ZM23 103H25V102H23ZM139 103H141V102H139ZM148 103V102H147ZM145 104V103H142V108L144 107V106H151V107H153V109L152 110H155V109H157V108H159V109H162V106H164V108L163 109H165L166 111H167V109L165 108V105H160V107H156V108H154L155 106H154V104L153 103H148V104ZM171 103H173V102H171ZM170 103V104H171ZM174 103H175V100H174ZM177 103V102H176ZM182 103H183V100H182ZM183 103V104H184ZM190 103V104H189ZM252 103V102H251ZM250 103V104H251ZM9 104V105H8ZM11 104V105H10ZM169 104V105H170ZM181 104V103H180ZM20 105H21V107H20ZM24 105V104H23ZM26 105V104H25ZM153 105V106H152ZM171 105H173V104H171ZM187 105V106H188ZM214 105V104H213ZM251 105H254L255 107H256V105L254 104V103H252ZM8 107V106H11V107H8V108H6V109H4L5 107ZM13 106V107H12ZM146 106V107H147ZM176 106V104L174 105V106H172V109H174L175 111H178L179 112V114H180V107L178 108V110H177V108L175 107ZM144 108L145 110H146V112H149L150 113V109H147V108ZM167 107V106H166ZM169 107V106H168ZM183 107V106H182ZM203 107V106H202ZM250 107V105H248V108ZM10 108H12L11 110H10ZM176 108V109H175ZM195 108V107H194ZM251 108V107H250ZM249 108V109H250ZM9 109V110H8ZM29 109V108H28ZM141 109V108H140ZM169 109H171V107H169ZM170 110L171 111V113H173L174 111L173 110ZM186 109H188V108H186ZM186 109H184V110H186ZM244 109V108H243ZM245 109H246V107H245ZM165 110H163L162 111V113H161V110H159V112H160V114H157L158 112H157V110H156V114H154V116L156 115V117H159L158 115H160L161 116V114L164 116L165 114L164 113H166V111ZM184 110H183V113H184ZM188 110H196V109H190V107H189V109ZM250 110H252V109H250ZM21 111V112H20ZM25 111V112H26ZM138 111H140L139 113H140V115H137V114H135L134 113V117H133V120L131 121V123H132V125H134V126H139V125H142L144 122L146 123L147 121L149 122L152 118L150 117V115L152 116L153 114H147L146 116H144L146 113L145 112H142L141 110H138ZM165 111V112H164ZM170 111L168 110V114L170 113ZM13 112H14V114H13ZM24 112V113H25ZM137 112V111H136ZM190 112V111H189ZM238 112V111H237ZM10 113V114H9ZM143 113H145L144 115H143ZM155 113V112H154ZM177 113V112H176ZM253 113V112H252ZM23 114V113H22ZM142 114V115H141ZM167 114V113H166ZM167 114V115H168ZM185 115H186V112L184 113ZM12 115L10 116L11 117V119L13 118L12 117ZM27 115V114H26ZM32 115V116H31ZM177 115V114H176ZM189 115V114H188ZM243 115H245V114H243ZM27 116V117H28ZM108 116V115H107ZM106 116V117H107ZM120 116V115H119ZM139 116H140V118H139ZM144 116V117H143ZM154 116H152L153 118H154ZM166 116V115H165ZM179 116V115H178ZM182 116V115H181ZM184 116V115H183ZM241 116V115H240ZM252 116V115H251ZM110 117V116H109ZM108 117V118H109ZM146 118V120L142 123V118ZM155 117V118H156ZM185 117V116H184ZM186 117H187V115H186ZM15 118H13L14 120H15ZM17 118H18V116H17ZM119 118H121V117H119ZM147 118H151L150 120L149 119H147ZM188 118V117H187ZM193 118V117H192ZM191 118V119H192ZM196 118H194V119H196ZM223 120H222V119ZM230 118V119H231ZM9 120L10 118H6L5 120ZM110 119V118H109ZM109 119L107 120V122H109ZM118 119V118H117ZM203 119V120H202ZM4 120V119H3ZM17 120V119H16ZM15 120V121H16ZM21 120H19L18 119V121L20 122ZM120 120V119H119ZM122 120V119H121ZM183 120V119H182ZM185 120V119H184ZM211 120V121H210ZM9 121H11L12 122V120H9ZM7 122V123H4L3 124V122H2V124L5 126V129L8 131L9 129L11 130V127L12 126H10V128H9V125H10V122ZM14 121V122H15ZM193 121V120H192ZM192 121H190V123L192 122ZM209 121H210V123H209ZM215 121V122H214ZM4 122H6V121H4ZM14 122L12 123L13 125H14ZM18 122V123H19ZM27 122V121H26ZM107 122H106V124H107ZM189 122V121H188ZM194 122L196 123V120L195 121H193L191 124H189V123H187V121H186V123L187 124H189V125H187V126H189L190 127V130L191 131H189V129H188V131L189 132H194L195 134L197 133L196 131H197V129L199 128V131H201V132H203V131H205L206 132V134L204 133V135H202V136H204V137H201V135L199 134L198 135V137H197V139L196 140H199V142H201L202 140H201V138L203 139V141H207V138L206 137H208L207 136V133L208 134H210L212 131L211 130H213V131H216V129H218L217 130V132H215V134H220L219 133V131L220 130H222V129H220L221 127H220V123L221 122H219L218 124V128H217V125H214L213 126V124L212 125H210L211 126V130L209 131V130H205V129H202L201 130V128H206V126L205 125H203V123H201L202 124V127H201V124H200V127H197V126H199L198 124H196V126L194 125ZM199 122V123H200ZM233 122V121H232ZM183 123V122H182ZM248 123V122H247ZM246 123V124H247ZM251 123V122H250ZM249 123V124H250ZM0 124H1V122H0ZM7 124H9V125H7ZM105 124V128L107 127V125ZM253 124V123H252ZM6 125H7V127H6ZM21 125V124H20ZM97 125H99V124H97ZM101 125V124H100ZM178 125V124H177ZM184 124H182V127H180L179 128V125L177 126V127H175V130L173 129L172 131H177V129H181V130H183V127H185V126H183ZM193 125H194V127H196L197 129H195L194 127H193ZM224 125V124H223ZM2 125H0V127H1ZM4 126L3 127H1L0 128V134L2 135V137L3 138H5L4 136H3V133H4V131L5 132H7L6 130H2V128L4 129ZM187 126H186V129H187ZM191 126H192V128L194 129V130H196V131H194L192 128H191ZM203 126H205V127H203ZM216 126V127H215ZM226 126V125H225ZM103 127V130L105 129ZM14 128L15 129H12V131H10L9 130V132H13L14 130L16 131V127L14 126ZM167 129L166 130H169L168 129V127H166ZM209 129H210V127H208ZM222 128H224V126L222 127ZM161 129V128H160ZM163 129H164V127L162 128V130H157L158 131V133L156 132V134H157V136L158 135H162V134H164L163 132H165V130L163 131ZM215 129V130H214ZM249 129V128H248ZM247 129V130H248ZM29 130H32V131H34V133L31 131V134L30 133H28V131ZM87 130V131H86ZM156 130V129H155ZM180 130V131H181ZM251 130V129H250ZM106 131H107V128H106V130H105V134H107L106 133ZM170 131H171V129H170ZM224 131V130H223ZM226 131V130H225ZM228 131V130H227ZM1 132H3V133H1ZM30 132V131H29ZM46 132V133H45ZM150 132H152V133H154V131H150ZM162 132V133H161ZM104 133V132H103ZM102 133V134H103ZM176 133V132H175ZM175 133H173L174 135H172L171 136V138L172 139H174L173 138V136L174 137H178ZM193 133V134H194ZM198 133H200V132H198ZM197 133V134H198ZM214 133V132H213ZM249 133H250V131H249ZM253 133V132H252ZM256 133V134H257ZM55 134V135H56ZM105 134H103V135H105ZM151 134V133H150ZM155 134V133H154ZM184 134V133H183ZM181 135V134H178L179 136H180V138L178 137V138H175L176 139V141H178V139H184L185 140V137L188 139V137L190 138V140H192L193 138H191V135L192 134H190V135H188L187 136V134L185 135ZM251 134V133H250ZM257 134V135H258ZM167 135H168V132H167ZM211 135V134H210ZM209 135V136H210ZM256 135V136H257ZM25 136L26 135H24V137L22 138H20V139H22V140H26V138H25ZM59 136V135H58ZM182 136H185L184 138H182ZM200 136V137H199ZM206 136V137H205ZM214 136V135H213ZM1 136H0V155L1 154H3V155H1V156H3L2 157V160L1 161H6L5 162V165H6V169H5V171H7V172H9V170H10V173H8V178H7V175H3V176H1L2 178V180L5 178L6 179V181H8V180H10L11 178L12 179H14V174L16 175V178L17 179H23V178H26L27 177V173L28 172H26V173H23V174H21V173H18V170L20 169L19 167H18V165H17V161L20 159V160H22L24 157L22 156L21 157V155L22 154H24L22 151H27V153H25V154H28V148H27V146H29L27 143H26V141L24 142V141H22L23 143H26L25 145L26 146H23L22 145V142L21 143H19V141H18V143L19 144H21V146L23 147H21L20 148V145L18 144L17 146H19V148L17 147L16 148V152H15V150H13V147H12V149L11 148H8V147H6L7 145H8V143H5L6 141V138L3 140V138H2ZM27 137V136H26ZM32 137V138H33ZM106 137V136H105ZM159 137V136H158ZM196 137V136H195ZM216 137H217V135H216ZM216 137H213L214 139L216 138ZM33 138V139H34ZM159 138H163V136L162 137H159ZM168 138V137H167ZM171 138H168V139H170L168 142H169V144H171V145H169V146H172V141H175V140H171ZM205 138H206V140H205ZM209 138V137H208ZM226 138H228V135L226 136ZM257 138V137H256ZM256 138H254L255 140H252V141H255V142H259V141H256ZM257 138V139H258ZM158 139V138H157ZM156 138L155 139H153L154 141L155 140H157ZM166 139V138H165ZM165 139H158V140H160V142L162 143ZM195 139V138H194ZM211 139H212V136L210 137V139H208V142L210 143V141H211ZM213 139V140H214ZM27 140H28V138H27ZM32 139L30 138V141H31ZM103 140H106L105 138L103 139ZM162 140V141H161ZM201 140V141H200ZM212 140V141H213ZM247 140V139H246ZM264 140V139H263ZM4 141V142H3ZM7 141H8V139H7ZM34 141H36V143L38 142L37 141V139L35 140L34 139ZM34 141L32 140V143H34ZM98 141H100V142H98ZM165 141H167V140H165ZM183 140H181V144L182 145H184L185 144V142H188L189 143V139H188V141H186L185 140V142H182ZM193 141V140H192ZM202 141V142H203ZM261 141V140H260ZM11 142V141H10ZM9 142V143H10ZM98 142V143H97ZM191 142V141H190ZM213 142H215V141H213ZM248 142V141H247ZM246 142V143H247ZM7 144L6 146H4V144ZM140 143H142L143 145L144 144H148V140L146 139V138H141V142ZM166 143V142H165ZM164 142L162 143V144H165ZM180 143V142H179ZM195 142H192V149L193 150H195L196 148V150H199L198 149V146H199V144H197L198 142H196V144H194ZM232 143V142H231ZM245 143V142H244ZM250 143V142H249ZM253 143V142H252ZM260 143V142H259ZM263 143L264 142H262L261 144L263 145ZM11 144V143H10ZM43 144V143H42ZM196 145L195 147H194V145ZM211 144H212V142H211ZM210 144V145H211ZM240 144V143H239ZM99 145V144H98ZM167 145V146H168ZM178 145V144H177ZM241 145V144H240ZM244 145V144H243ZM246 145V144H245ZM248 146H249V144H247ZM246 145V146H247ZM16 146V145H15ZM150 146V145H149ZM149 146H148V150H150L149 149ZM153 148H152V153H153V155L154 156H156L158 153L156 152L157 150L155 149V147L153 146V145H151ZM151 146H150V148H151ZM166 146V144H165V147H167ZM169 146L167 147L168 148V150H169ZM187 146H188V144H187ZM186 146V147H187ZM201 146V145H200ZM199 146V147H200ZM204 146V145H203ZM205 146H207V147H211V146H208V144L207 145H205ZM205 146H204V149H205ZM6 147V148H5ZM25 147V148H24ZM190 147V146H189ZM202 147V146H201ZM227 147H229V142H228V146ZM96 148H98V146H96ZM171 148H173V147H171ZM184 148H185V146H184ZM233 148V147H232ZM239 148V147H238ZM241 148V147H240ZM251 148V147H250ZM15 149V148H14ZM21 149H23V150H21ZM28 149V150H27ZM166 149V148H165ZM187 149V148H186ZM202 149V148H201ZM200 149V150H201ZM208 149V148H207ZM213 149V148H212ZM215 149V148H214ZM248 149H249V147H247V150L246 151H248ZM251 149H253V148H251ZM31 150V149H30ZM33 150V149H32ZM36 150H37V148H36ZM59 148H54V149H52L51 151H52V154H56V153H58L59 152ZM171 150V149H170ZM192 150V151H193ZM199 150V151H200ZM203 150V149H202ZM209 150V149H208ZM235 150H237V149H235ZM188 151H190V152H192L191 151V148L188 150ZM187 150H186V153L188 152ZM199 151H197V152H199ZM204 151V150H203ZM203 151H200V152H203ZM12 152V153H11ZM13 152H15V155H13ZM190 152H188V154L190 155V156H188L189 158L190 157H192L191 156V154H190ZM197 152H194V153H196L197 154ZM207 151H204V155H207V154H205ZM30 153V152H29ZM35 153H37V152H35ZM49 154H50V152H49ZM101 154V153H100ZM187 154V155H188ZM201 154V153H200ZM203 154H201V155H203ZM209 154V153H208ZM213 154V153H212ZM57 155V154H56ZM193 155V154H192ZM195 155V154H194ZM193 155V156H194ZM201 155H199L200 156V159H201ZM209 155H211V154H209ZM208 155V156H209ZM212 156V155H211ZM28 157V156H27ZM56 157V156H55ZM29 158V157H28ZM28 158H27V160H28ZM103 158H105V157H103ZM187 158V157H186ZM197 158H198V156H197ZM210 158V157H209ZM208 158V159H209ZM0 159H1V157H0ZM16 159H17V161H16ZM65 159V160H66ZM111 159H112V161H114V159H113V157H111ZM145 159V158H144ZM62 160H63V158H62ZM110 160V161H109ZM205 160V159H204ZM187 161V160H186ZM191 161H192V159H191ZM193 161H194V159H193ZM20 162V161H19ZM23 162V161H22ZM22 162H21V164H22ZM25 162L27 163V161L25 160ZM204 162V161H203ZM2 163V162H1ZM154 163H156V162H154ZM153 163V166L155 165L156 166V164H154ZM160 162H157V165L159 164ZM205 163H207V161L205 162ZM19 164V163H18ZM24 164V163H23ZM22 164V165H23ZM201 164H202V162H201ZM209 164V163H208ZM2 165H3V167H4V164L2 163ZM20 165V164H19ZM132 164L130 163L129 164V166H131ZM162 165V164H161ZM160 165V166H161ZM206 166V164H203V166ZM24 166V165H23ZM23 166H22V168H23ZM26 166V165H25ZM113 166V165H112ZM202 166V165H201ZM202 166V167H203ZM205 166H204V168H205ZM3 167L1 168V165H0V172H2V170L4 171V169H3ZM113 167H115V166H113ZM128 167V166H127ZM132 167V166H131ZM138 167V166H137ZM201 167V168H202ZM208 167V166H207ZM206 167V168H207ZM19 168V169H18ZM25 168V167H24ZM117 168V167H116ZM129 168V167H128ZM132 168H134V167H132ZM26 169V168H25ZM130 169V168H129ZM151 169H152V167H151ZM131 170V169H130ZM4 171V173L5 174H7V172H5ZM23 172H25L24 170H22ZM117 171H118V168H117ZM200 171H202V170H200ZM206 171V170H205ZM204 171V172H205ZM259 171H261V170H259ZM154 171H152V172H150L151 173V175H153L154 173H153ZM253 172V171H252ZM255 172V171H254ZM3 173V172H2ZM2 173L0 174V175H2ZM3 173V174H4ZM119 173V172H118ZM134 173H135V171H134ZM133 173V174H134ZM153 173V174H152ZM25 174H26V176H25ZM103 175L102 176V178H101V176H99V175ZM110 174V173H109ZM116 174H117V172H116ZM137 174H139L138 173V169H137ZM203 174V173H202ZM206 174H208V173H206ZM253 174H255V173H253ZM252 174V175H253ZM257 174H258V172H257ZM261 174V173H260ZM135 175V174H134ZM133 175V176H134ZM161 174H159L158 175V177H160V178H156L155 179V177H156V174L155 175H153L151 178L150 177H148V178H150V181H149V179H147L148 181H149V186H151V184H152V182L151 181H153V180H156V181H160V179L162 178L161 176H160ZM251 175V174H250ZM5 176V177H4ZM12 176V177H11ZM25 176V177H24ZM257 176V175H256ZM106 177V176H105ZM114 177V176H113ZM251 177H255V176H251ZM259 177V176H258ZM261 177V176H260ZM15 178V179H16ZM50 178V177H49ZM118 178V177H117ZM206 178V177H205ZM5 179H4V184H3V186L1 185L2 183V181H0V197H1V195L3 194V196H7L8 195V199L10 200L11 198H9V191L11 190V192L13 193V192H15L16 190H18L17 188H21V187H25V185H22V184H19L18 185V183H16V182H13L12 183V181H14V180H12L11 179V181H8V182H6L7 183V185H6V183H5ZM8 179V180H7ZM22 179H21V181H22ZM47 179H48V177H47ZM110 179V178H109ZM108 179V180H109ZM114 180V178H111V180ZM135 179H136V177H135ZM24 180V179H23ZM68 180H66L65 179V181H64V183H66V181H68ZM102 180V182H105V181H103ZM106 180V179H105ZM112 180V181H113ZM119 180V179H118ZM162 180H163V178H162ZM161 180V181H162ZM263 179H260V180H257V181H259V182H261ZM20 180L18 181V182H21ZM48 182H49V180H47ZM110 181V180H109ZM154 182V181H153ZM68 183V182H67ZM66 183V184H67ZM107 183H108V181H107ZM136 183V182H135ZM157 183V182H156ZM263 183V182H262ZM24 184V183H23ZM25 184H27L26 182H25ZM57 184H60V183H57ZM62 184V183H61ZM69 184V183H68ZM161 184V183H160ZM109 185H112V184H109ZM116 185V184H115ZM147 185V186H148ZM154 185H156V184H153V186ZM159 184H157L156 186H158ZM264 185V184H263ZM27 186V185H26ZM28 186H29V183H28ZM57 186H59V185H57ZM62 186H65V185H61V187ZM71 185L69 186L70 188L72 187ZM148 186V187H149ZM205 186V185H204ZM208 186H214L213 184L211 185V184H208ZM2 187V188H1ZM5 187H7L5 190H6V193H7V191H8V193L7 194H5V191H3L2 189H4ZM19 188V190L17 191L18 193L16 194V193H14L15 195H18V194H20V193H22L21 195H22V197H20L19 195L16 197V196H12L11 194H10V197L12 196V198L13 197H15L14 199H15V201L18 199L19 200V198H20V202L23 204V202L27 199L28 200V202H27V200L25 201L26 203H29V202H33V197L31 196V195H29L31 198H23V197H27L28 195L27 194H31L32 192L31 191H28V192H31V193H28V192H26L27 191V189H28V187H27V189L26 188ZM134 187V186H133ZM147 187V189H149ZM155 187V186H154ZM15 188H16V190H15ZM30 188V187H29ZM73 188V187H72ZM136 188V187H135ZM151 188H152V186H151ZM161 188V187H160ZM198 188V187H197ZM9 189V190H8ZM26 189V190H25ZM74 189V188H73ZM78 189V190H79ZM115 189V188H114ZM117 189V188H116ZM15 190V191H14ZM23 191L24 190V192H26V196H25V194H24V192H21V191ZM30 190V189H29ZM71 190V189H70ZM70 190H68V191H70ZM136 190V189H135ZM195 190V194H194V196L195 197H193L194 199H191V204H193V208L194 209H197V207L199 206V204L202 202V201H200V199L198 198L197 199V197H199V195L197 196V192H198V189H194ZM19 191H20V193H19ZM112 191H115V190H112ZM117 191H119V189L117 190ZM116 191V192H117ZM129 191V190H128ZM135 192H137V191H135ZM54 193H57V192H54ZM61 193V192H60ZM130 193V192H129ZM129 193H127V194H125V195H123V196H130L131 195V193L129 194ZM132 193L134 194V195H131V196H133L135 199H136V201H138V198H137V196H138V194H136V193H134L133 191H132ZM23 194H24V196H23ZM62 194V197L64 196L65 198H66V200L69 198V194H67V196H66V193H64V192H62L61 193ZM140 194H142V193H140ZM137 195V196H136ZM2 196V197H3ZM28 196V197H29ZM57 196H58V198L61 196V195H58V193H57ZM56 196V197H57ZM108 196V197H107ZM197 196V197H196ZM254 197V196H253ZM21 198H23V199H21ZM61 198V197H60ZM255 198V197H254ZM257 198V197H256ZM1 199V198H0ZM3 199L4 200H6L7 198H4L3 197ZM259 199V198H258ZM258 199H257V203L259 202L258 201ZM260 199H262L261 197H260ZM9 200H7V201H9ZM17 200V202L19 203V201ZM29 200H32V201H29ZM241 200V199H240ZM247 200V199H246ZM255 200V199H254ZM3 200H1V202H2ZM10 201H13V200H10ZM9 201V203H11L12 204V202H10ZM23 201V202H22ZM209 201V200H208ZM239 201V200H238ZM251 201H253V198H251ZM24 202V206H26V203ZM127 202H128V204H127ZM130 202V203H129ZM222 202V201H221ZM224 202V201H223ZM237 202V201H236ZM3 203V202H2ZM14 203H16V202H14ZM13 203V204H14ZM18 203H16V204H18ZM121 203V204H120ZM137 203V202H136ZM226 203H228V201L226 202ZM230 203V202H229ZM228 203V204H229ZM241 203H243V202H241ZM4 204H6V203H4ZM4 204H0V206H1V208H0V210L2 209V206H6V205H4ZM15 204V205H16ZM20 204V203H19ZM16 205V206H20V207H18V208H16L14 205H12L11 207H13L12 209L14 210V209H17V212L15 211V213H18L19 211L22 213L23 212V210L22 209H20V210H18L19 208H22L23 206L22 205ZM247 204V203H246ZM255 204V203H254ZM10 205V204H9ZM133 205H134V203H133ZM130 206V208L129 209H131L130 210V212H132V209L134 208V206ZM233 205H234V203H233ZM237 205V204H236ZM252 205V207L254 206L253 204H251ZM32 206V205H31ZM228 206V205H227ZM227 206H225V208H224V210L226 211V207ZM230 206V205H229ZM239 206H240V204H239ZM132 207V208H131ZM216 206H214L213 208H215ZM222 207H223V205H222ZM222 207L221 208H219V210H221L222 209ZM242 207V206H241ZM246 207L248 208V206H246L245 205V208L243 207L242 209H245L246 210ZM6 208H8V207H5V208H3L2 209V212L4 211V209H6ZM10 208V207H9ZM32 208V207H31ZM30 208V209H31ZM59 208V206H56V209H55V207H54V210H57ZM122 208V207H121ZM174 207H169L167 210H165L164 208H161L162 210H164V212H165V215L167 216V225H165L164 227H161L160 228V232H158L157 234H153V232L152 233H150L149 231H151V229H152V226H155V224L157 223V221L155 220V221H152V219H150V218H147L146 216H144V215H140V214H138L137 215V213H135V212H132V214H134V215H136L135 217H137V218H135L133 215H132V217H134V218H130L129 216H131L130 215V213H129V215H128V218L130 219V220H132V223H131V221H128L129 219L128 218H126L127 219V221L126 220H124V222H125V224H124V222L122 223V221L120 222V220H122L120 217L119 218H117L118 220H116L117 222H120L121 224H123V227H124V225H125V227H126V223H127V225H130L131 224V226L133 227V232H146L147 233V235H148V233H150L151 235H154V236H152L151 237V235L150 236H147L146 237V234H145V237L146 238H148V237H150V241H149V243L150 244H152V243H154V245L152 244V246H153V248H151L152 249V251L154 252V255H160V256H158V257H160V260L158 261V262H160V261H162V263H163V261H166L165 259H167V261H168V259L171 261L172 259H170L172 256L174 257V253L176 252L175 251V249H177V245H179V244H183V242L186 240L187 242H184V244L186 245V246H188V244H190L191 245V241H196L198 238H200V240H202V241H204L205 243L208 241V243L209 242H213V241H211V239H212V237L213 236H215V238H216V235H214L213 233H211V232H209V230H210V227L212 228L211 229V231H213V229L215 228V225H217V222L215 221V222H213L214 221V216H215V218L217 217L215 214H217V212H218V214H219V212H221V211H218V209H212L211 211H208V212H205V213H201V212H198V211H196V212H198V213H196L195 211H194V220H193V218L191 217V220H192V222L190 221V219H188L189 221H190V224H189V222H187V221H184L183 223H182V226L180 225V226H178L179 228H175L174 227V223H173V213H174V211L172 210ZM192 208V209H193ZM229 208V207H228ZM239 208V207H238ZM23 209H24V207H23ZM28 209V208H27ZM29 209V210H30ZM67 209V208H66ZM129 209H127V210H129ZM234 209H236V208H234ZM233 209V210H234ZM8 210V209H7ZM11 210V209H10ZM9 210V211H10ZM26 210V209H25ZM53 210V211H54ZM228 210H231V209H228ZM255 210H257V209H255ZM27 211V210H26ZM31 211V210H30ZM114 211L116 212V213H114ZM124 211V210H123ZM135 211V210H134ZM215 211H216V213H215ZM29 212V211H28ZM27 212V213H28ZM45 212H47V210L45 211ZM1 213V212H0ZM5 213V212H4ZM3 213V214H4ZM11 213V212H10ZM14 213V212H13ZM13 213H11V214H9V212L7 213L8 214V216L9 215H12ZM13 214L12 216H14L13 217V219H16L17 217V214ZM24 213V212H23ZM223 213H224V211H223ZM229 213H230V211H229ZM2 214V213H1ZM2 214V215H3ZM20 214V213H19ZM28 214H30V213H28ZM28 214H27V216H28ZM48 214V213H47ZM47 214H45L44 215V217H43V221H44V223L42 224V225H44L45 224V226H44V228L45 227H47L46 225H50V223H52V224H57V223H59L60 221H59V219H58V217H57V215H52L51 213V215L52 216H48ZM114 214H116V215H114ZM125 214H127V211L125 212ZM217 214V215H218ZM220 214H222V213H220ZM21 215V214H20ZM25 215V214H24ZM123 215V214H122ZM125 216V215H124ZM184 216V215H183ZM6 217H7V215H6ZM18 217H19V215H18ZM24 217V216H23ZM26 217V216H25ZM9 218H10V216H9ZM184 218V217H183ZM213 218V219H212ZM47 219L48 220H50V221H47ZM120 219V220H119ZM136 221H134V220ZM201 219H203V220H201ZM210 219H212L213 221L211 222L212 224H214V227H213V225L212 226H210L209 227V225H208V228H207V226L206 225H202V224H204V222L205 221H208V223H209V221H210ZM10 220V219H9ZM18 220V219H17ZM16 220V221H17ZM59 221V222H56V221ZM186 220H187V218H186ZM205 220V221H204ZM7 221V219L6 220H0V231H2V229L4 228V225L6 224V223H8V222H6ZM11 221V220H10ZM9 221V222H10ZM13 221V220H12ZM11 221V222H12ZM38 221V220H37ZM40 221H42V219L40 220ZM42 221V222H43ZM54 221H55V223H54ZM63 221H61L60 223L61 224H63L64 225V222ZM72 221V222H71ZM134 221V222H133ZM204 221V222H203ZM15 222V221H14ZM41 222V223H42ZM68 222V223H69ZM115 222V221H114ZM30 223V222H29ZM40 223V224H41ZM59 223V226L61 225ZM69 223V224H70ZM129 223V224H128ZM188 223V224H187ZM192 223V224H191ZM113 224H116V222L115 223H113ZM120 224V225H121ZM264 224V223H263ZM74 225H76V226H74ZM117 225V224H116ZM116 225H115V227H116ZM119 225V226H120ZM5 226H7V225H5ZM50 226H53V225H50ZM201 226V227H200ZM202 226H205V227H202ZM41 227H43V226H41ZM57 227H58V224H57ZM56 227V228H57ZM130 227V226H129ZM29 228V227H28ZM68 228V229H67ZM112 228H113V226H112ZM111 228V229H112ZM127 228H128V226H127ZM201 228H203V229H201ZM205 228H207L208 229V232H207V229L206 230H204ZM57 229H59V228H57ZM60 229H61V227H60ZM115 229V228H114ZM216 229V230H215ZM214 230L215 231H213L214 233L217 231V227L215 228ZM67 230V231H66ZM37 231H39V230H37ZM36 231V232H37ZM44 231V230H43ZM46 231H47V229H46ZM61 231V230H60ZM203 231H206V232H203ZM28 232H30V230L28 231ZM27 232V233H28ZM34 232V231H33ZM39 232H41V230L39 231ZM57 232H59V230L57 231ZM64 232H60L61 233V237H63L64 235H66ZM3 233V232H2ZM1 233V234H2ZM35 233V232H34ZM63 233V234H62ZM136 233V234H137ZM139 233V234H140ZM172 234V236H171V234ZM201 233H203L201 236L199 235V234H201ZM213 234V236L210 234V236L208 235V234ZM0 234V235H1ZM30 234V233H29ZM33 234V233H32ZM40 234V233H39ZM37 234L36 233V236H35V238L37 237V239H40V238H44V237H47V234L45 235L44 234V232H43V234H44V236L42 235V234ZM37 235H39L40 237L38 238V236ZM42 235V236H41ZM63 235V236H62ZM198 235V236H197ZM33 236V235H32ZM31 236V237H32ZM68 236H70V233H69V235H67V238H68ZM71 236H70V239H71ZM100 236V237H99ZM142 236V235H141ZM105 237H107V236H105ZM217 237H219L218 235H217ZM65 238V237H64ZM79 238H81V239H79ZM145 238V239H146ZM214 238V237H213ZM6 239V238H5ZM5 239H3V237L1 236V238H0V243L1 242H5V241H8V240H5ZM37 239H35V240H37ZM74 239V241H72L71 243L73 244V242H76L75 241V238H73ZM98 239V240H97ZM108 239V238H107ZM149 239V238H148ZM208 239V240H207ZM3 240V241H2ZM5 240V241H4ZM34 240V241H35ZM43 240V242H44V239H42ZM46 240V239H45ZM96 240V241H95ZM212 240H214V239H212ZM225 240V239H224ZM228 240V239H227ZM226 240V241H227ZM10 241V240H9ZM26 241H29V240H26ZM32 241V240H31ZM30 241V242H31ZM182 241V242H181ZM190 243H189V242ZM11 242V241H10ZM40 242V243H39ZM98 242V243H99ZM108 242V241H107ZM181 242V243H180ZM197 242H199V240L197 241ZM33 243V242H32ZM35 243V242H34ZM70 243V242H69ZM69 243H67V245L69 244ZM78 243H80V242H78ZM91 243H93V246H94V248H93V246H92V244ZM188 243V244H187ZM2 244V243H1ZM5 244V243H4ZM9 244V243H8ZM26 244H27V242H26ZM30 244V243H29ZM28 244V245H29ZM96 245V248H95V245ZM183 244V245H184ZM207 244V243H206ZM28 245H26V246H28ZM31 245V244H30ZM33 245V244H32ZM75 245V244H74ZM184 245V246H185ZM70 246V245H69ZM180 246H182V245H180ZM183 246V247H184ZM194 246V243H193V245H192V247ZM6 247V246H5ZM30 247V246H29ZM32 247V246H31ZM75 247V246H74ZM102 247V246H101ZM183 247H181L180 248V250L181 249H183ZM190 247V246H189ZM195 247V246H194ZM26 248V247H25ZM66 248V247H65ZM78 248V247H77ZM93 248V249H92ZM66 249H68V248H66ZM98 249H97V252H98ZM103 249H106L104 246H103ZM184 249H185V247H184ZM183 249V250H184ZM189 249V248H188ZM187 249V250H188ZM30 250H32V249H30ZM30 250H29V253H30ZM38 254H35V255H41V257H43V259H45L47 262H48V264H54V262L57 260H55L54 258H57V256H55L54 258L50 255L49 257L50 258H47L46 256H44L43 255V253H42V246H41V241H36V243H35V249H34ZM108 250V249H107ZM179 251V250H178ZM184 251H186V249L184 250ZM96 252V251H95ZM98 252V253H99ZM104 252V251H103ZM180 252V251H179ZM28 253V254H29ZM102 253V252H101ZM31 254V253H30ZM34 254V253H33ZM105 254H106V252H105ZM111 254V253H110ZM177 254V253H176ZM59 255V254H58ZM73 255H74V253H73ZM72 255V256H73ZM150 255H152V254H150ZM179 255V254H178ZM226 255V254H225ZM228 255V254H227ZM60 256V255H59ZM72 256H70L69 255V257L68 256H65L64 255V257H63V255H62V260L63 259H65V257H68L70 260L71 259H73V258H71ZM95 256V257H94ZM103 256H105V255H103ZM132 256V255H131ZM228 256H230V254L228 255ZM227 256V257H228ZM39 257V256H38ZM45 257V258H44ZM106 257V256H105ZM104 257V259L105 260H107V257L105 258ZM142 257H144V255L142 256ZM157 257V258H158ZM233 257V256H232ZM242 257V258H241ZM240 258H238V259H236L237 260V262H243L244 260H243V258H245L246 256L244 255L243 256V254H242V256H241ZM36 258V257H35ZM124 258H125V256H124ZM140 258H141V256H140ZM146 258V257H145ZM152 257H150V259H151ZM154 258V257H153ZM162 258V259H161ZM231 257H229L228 259H227V261H226V259H225V261L224 262H222L221 264H238V263H236V262H234V260L233 259H230ZM234 258H235V256H234ZM247 258H248V256H247ZM250 258L251 257H249V259H246L245 258V264H247V263H249L250 261ZM61 259H58V260H61ZM69 259L67 260V258H66V260L67 261H69ZM110 259V258H109ZM123 259V258H122ZM128 259V258H127ZM148 259V258H147ZM164 259V260H163ZM239 259H241V261H239ZM252 260H253V257L251 258ZM261 259V258H260ZM61 260V261H62ZM98 260V261H97ZM103 260V259H102ZM129 260V259H128ZM127 260V261H128ZM134 260V259H133ZM140 260H142V259H139V261ZM145 260V259H144ZM158 260V259H157ZM222 260V259H221ZM224 260V259H223ZM259 260V259H258ZM101 261V260H100ZM138 260H137V262H136V264L139 262ZM43 262H45V261H43ZM51 262V263H50ZM58 262V261H57ZM131 262V261H130ZM153 262V261H152ZM156 262V261H155ZM241 262V263H242ZM262 262V261H261ZM154 263V262H153ZM166 263V262H165ZM220 263V262H219ZM240 263V264H241ZM253 263V262H252ZM251 263V264H252ZM155 264V263H154ZM158 264V263H157ZM168 264V263H167ZM242 264H244V263H242Z\"/></svg>","mask_w":264,"mask_h":264}]
</instances>
